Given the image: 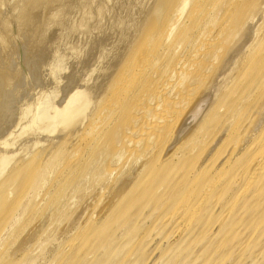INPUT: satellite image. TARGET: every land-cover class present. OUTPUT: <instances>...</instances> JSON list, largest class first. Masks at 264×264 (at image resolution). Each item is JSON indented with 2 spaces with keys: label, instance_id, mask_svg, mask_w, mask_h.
<instances>
[{
  "label": "rangeland",
  "instance_id": "1",
  "mask_svg": "<svg viewBox=\"0 0 264 264\" xmlns=\"http://www.w3.org/2000/svg\"><path fill=\"white\" fill-rule=\"evenodd\" d=\"M4 2H6V1H9V2H6V3H4L3 2V5H2V10H1V12H3V14H4V12H5V14H4V16H3V14L1 15V18L0 19H2V20H0L1 21V23H5L6 22V25L3 23V25L6 27L7 26V28H9V30L10 31H7V29L6 28H4V29H6V31L7 32H4L3 30H2V32H4L5 34L6 33H8L7 35H5L4 33H2V32H0V34H4L3 36H2V39H1V36H0V42L1 41H3V38H5L4 40H6V42L5 41H3V42H1L0 43V45H1V48H0V53L2 52L1 50L3 49V52H5V50H4V47H2V46H4L5 45V49H6V51L9 49V48H11L12 47V49H15V51L17 52L18 51V45H19V49L21 48V46H22V48H23V43L25 42V41H23V38L26 40L27 38H28V35H22V36H18L17 34V30H16V28L18 27V25L19 24H22L21 22L19 23V24H16V22L18 23V20L20 21V19L18 18L19 17V15L20 14H18V13H20V5L21 4H23L22 2H25V0L23 1V0H3ZM70 1V0H69ZM78 1H81L82 3L81 4H83V2H85L84 4H85V6L88 4V1L90 2L87 6H91L90 8L89 7H85L84 8V4H83V6L81 5V4H78L79 2ZM77 1V3H76V1L74 0V5L76 6V7H74L73 9H71L70 10V12L68 13L69 15L68 16H63L62 18L64 19V20H66V22H68L67 23V25H65V26H67V29H64L63 30V32L65 31V33L63 34V33H61V34H63L64 36H63V40L59 43L60 45H59V47H58V50H57V55H56V58L52 61V65H51V69H54L55 71L53 72V74L52 75H50L48 78H47V80L48 81H46V85L48 84L49 85V83L51 84V85H47L48 87H49V89H47V93L49 94V95H53L52 96V101H53V104L55 105V107L57 108H59V106H61V105H59V104H62L63 105V101H64V96H63V94H64V92H66L65 90H66V88H64L65 86H67L68 85V82H69V79H70V74H72V72L73 71H71L69 68H68V64H69V67L72 69V65H71V62L72 61H74V63L73 64H77L78 62H80V63H82V62H84L85 60H87L88 58L87 57H89L90 55V53H91V48H92V45H93V43L95 42V38L94 37H97V35H95L96 33H98V31L100 30H104V26L103 25H105V27L108 25V22L107 21H109V24H112V22H113V25L114 24H116L117 25V23H118V25L122 28V27H124L125 25L127 26V24H125L124 26L122 25V20H115L114 21V19L116 18V19H119V17L118 16H115V15H117V13L116 12H118V10L120 9H118V7L120 6L121 7V5H123L122 7L124 8V7H132V8H134V9H136V10H142L141 8H137L136 6L137 5H139V7H142V6H145L146 4H147V7H152L153 6V4H155V3H153L151 6H149L152 2H154L155 0H94V1H92V0H78ZM87 1V2H86ZM96 1V2H95ZM99 1V2H98ZM136 1V2H135ZM177 1L178 0H175V3H177ZM180 1V0H179ZM196 1V2H195ZM197 1H199V0H191L190 2L188 1L187 2V4H186V6L188 7H186L185 8V6H184V9H183V11H185V12H183V14L184 15H186V16H183V14H181L183 17H184V19H185V17H189L190 15H191V13H189V11L190 10H192V8H194V7H196V6H198V4L200 3L201 5H202V2H203V5H205L206 4V2H205V0H200V2H197ZM209 1V3L208 4H206L205 6L206 7H209L210 5L209 4H212L211 6L213 7H216V8H219L220 6L222 7H220V9H223V7H227L226 9L227 10H229V11H231L230 9H232V8H234V10H235V8L236 7H238V6H241V5H243V2L245 3V5H247L246 3L248 2H253V0H208ZM212 1V2H211ZM214 1V2H213ZM217 1L219 2L218 3V5H216L217 4ZM16 2H18V8H16L15 6H17V5H15V3ZM93 2V3H92ZM103 2V3H102ZM110 5V6H107L106 8L104 7V3H105V6L106 5H108L107 3ZM129 2H130V4H129ZM142 2H143V4H142ZM221 2V3H220ZM19 3H21V4H19ZM137 5H136V4ZM142 4V6H140L141 4ZM189 3V4H188ZM195 3H197V5L195 6ZM216 3V4H215ZM240 3V4H239ZM258 3H260L263 7H264V0H260ZM9 4V5H8ZM92 4V5H91ZM127 4H129L128 6H127ZM135 4V5H134ZM222 4V5H221ZM223 4H224V6H223ZM12 5H15V6H12ZM126 5V6H125ZM132 5V6H131ZM134 5V6H133ZM209 5V6H208ZM216 5V6H215ZM220 5V6H219ZM8 8H7V7ZM82 6V7H81ZM111 6H112V8H111ZM194 6V7H193ZM217 6H219V7H217ZM236 6V7H235ZM14 7H15V9H14ZM78 7V8H77ZM96 7H97V10H99L98 8H100V10L101 11H104V10H107L106 12H108V10H111L110 12H111V14H110V12H108V14H110V20L108 19V20H106V18H108V14L107 13H104V12H101L100 10V12H101V14L100 15H98V13H100V12H97V10H96ZM108 7H109V9H108ZM115 7V8H114ZM121 7V8H122ZM15 10V11H13V13H12V10ZM84 8V9H83ZM113 8H114V10H116L115 12L113 11ZM149 8V9H150ZM224 8V9H225ZM8 9V10H7ZM86 9H87V11H88V14H87V12H86ZM89 9V10H88ZM104 9V10H103ZM225 9V10H226ZM7 12H6V11ZM122 10V9H121ZM121 10H120V12H121ZM171 10V9H170ZM189 10V11H188ZM66 11V10H65ZM73 11V12H72ZM85 11V12H84ZM113 11V12H112ZM149 11H151V10H149ZM228 11V12H229ZM9 12V14H7ZM152 12V11H151ZM151 12H150V14H149V16L151 15ZM170 12V11H169ZM186 12H188V13H186ZM227 12V13H228ZM11 13V14H10ZM67 13L65 14V15H67ZM105 14V16L104 15H102V14ZM114 13V14H113ZM116 13V14H115ZM148 13V12H147ZM226 13V12H225ZM224 13V14H225ZM63 14V13H62ZM87 14V15H86ZM118 14H119V12H118ZM167 14V13H166ZM189 14V15H188ZM230 14V13H229ZM228 14V15H229ZM8 15L10 16V19L8 18ZM13 15H15V16H17L16 17V19H18V20H12V19H14V17H13ZM106 15H108V16H106ZM114 16V17H112V16ZM168 15L170 16V13H168ZM215 15V14H214ZM214 15H211V16H207L208 18L207 19H212L211 21L210 20H207L208 22H210V23H204V25H203V28H202V30L204 29V26H205V28H206V30L204 29L203 31H204V35H202L203 33H202V31H201V29H198V30H196L195 29V31H194V27H193V29H192V31L190 30V28L189 27H191V26H189V24H190V19H192V18H190L189 20L187 19V21L186 22H184L185 20H181V21H179V19L177 20V22H181V23H183V29L184 28H186V29H184L185 30V32H187L188 34H189V32L191 31V32H193L194 34H196V38H194V36L193 35H188V34H186L184 31H182V33H184V34H186V35H188V36H186V35H183L182 34V36L184 37H190V39H191V37H193L191 40H189L190 42H192L194 39H195V41H196V39L197 40H199V41H202V40H205V39H207L208 40V38H210V37H214V35H216L217 36V33L218 32H215L213 29L214 28H216L217 26H218V30H220L221 31V29H222V27H220V29H219V26H220V22H219V24L218 25H214V23L213 22H215V21H213V17H214ZM228 15H226L225 14V16H228ZM12 16V17H11ZM84 16V17H83ZM92 16V17H91ZM102 16V17H101ZM104 16V17H103ZM166 16V15H165ZM182 16H180L181 18H183ZM6 17V18H5ZM58 17H60V14H59V16ZM54 18V22H53V20H51V22L53 23H50L51 25H50V29H51V31H53L55 28H58V30H59V27H57L58 25H56V22L58 21H61L62 20V18H61V20L59 19V18ZM67 17V18H66ZM87 17V18H86ZM93 17H95V18H93ZM98 17V18H97ZM111 17H112V20H111ZM118 17V18H117ZM7 18L9 19V22H8V20H7ZM66 18V19H65ZM86 18V19H85ZM90 18H91V20H90ZM92 18H93V20H92ZM102 19V20H99V19ZM105 18V19H104ZM180 18V19H181ZM3 19H4V21H3ZM81 19H83V20H81ZM88 19V20H87ZM6 20V21H5ZM21 20H22V18H21ZM57 20V21H56ZM104 20V21H103ZM153 21H151L149 24H147L148 26L146 27V29H148L149 28V30H150V32H151V29H152V31H154V29L155 28H158V29H156V30H161V28L162 29H164V27H163V24H160V23H158V24H160L162 27H160V25H157V27H156V25H153V24H155L156 22L154 21V18L152 19ZM13 21V22H12ZM84 21V22H83ZM85 21H87V22H85ZM101 21V22H100ZM105 21L107 22L106 24H105ZM189 21V22H188ZM213 21V22H212ZM7 22H8V24H7ZM15 22V23H14ZM23 22V21H22ZM57 22V23H58ZM93 22V23H92ZM98 22V23H97ZM99 22H100V24L102 23L103 24V22H104V24L101 26L100 24H99ZM162 22L164 23V21L162 20ZM161 22V23H162ZM176 22V24H175V27H176V29H178V27H177V25H178V23ZM213 24H212V23ZM14 23V24H13ZM184 23H186V24H184ZM216 23H218V22H216ZM215 23V24H216ZM54 24H55V26H54ZM157 24V23H156ZM180 24V23H179ZM262 25L264 24V21L261 23ZM2 25V26H3ZM11 25V26H10ZM95 25V26H94ZM96 25H98V26H96ZM187 25V26H186ZM208 25V26H207ZM210 25H213V26H216V27H213V26H210ZM20 26V25H19ZM94 26V27H93ZM102 27V29H101V27ZM129 26H130V24H129ZM129 26H127L126 28H124V29H122L123 30V32H124V30H125V32H127V30H129L130 29V27ZM159 26V27H158ZM179 26V25H178ZM180 26H181V24H180ZM180 26H179V28H180ZM186 26V27H185ZM207 26V27H206ZM222 26V25H221ZM264 26V25H263ZM15 27V28H14ZM54 27V28H53ZM100 27V28H99ZM109 27V25L107 26V28ZM174 27V28H175ZM3 28V27H2ZM1 28V29H2ZM66 28V27H65ZM95 28H97L96 29V31L97 32H95L94 31V37H90V38H92V40L91 39H87V41L88 40H91L90 42L88 41H86V38H88V36L89 35H91L90 33H92V35H93V30L92 29H94L95 30ZM129 28V29H128ZM209 28V29H208ZM226 28V26L225 27H223V29H225ZM0 29V30H1ZM118 29V28H117ZM176 29H174V30H176ZM181 29V28H180ZM188 29V30H187ZM211 29H212V31H214V32H211ZM260 29V28H259ZM12 30H14V31H16V33L14 32V31H12ZM55 30H57V29H55ZM118 30H120V29H118ZM187 30V31H186ZM210 30V31H209ZM216 30V29H215ZM70 31V32H69ZM85 31V32H84ZM91 31V32H90ZM101 31V32H102ZM178 31H181V30H178ZM177 30H176V32H177V34L179 33V34H181L180 32H178ZM197 31L198 32H200V33H197ZM224 31V30H223ZM226 31V30H225ZM258 31H260V32H258V33H260L261 34V37H260V35H258V34H252L251 35V37H250V41L249 42H253L254 41V37L255 36H257V37H255L256 39V41H257V43H258V41H259V39H258V37L259 38H261L262 39V36H264V35H262V33L264 34V29H263V31H262V29H260V30H258ZM262 31V32H261ZM71 33V34H69V33ZM120 32H121V30H120ZM123 32H121V33H123ZM147 31H145L144 33H143V35L145 36V35H147L148 33H146ZM208 32H211L210 34H212V33H214L213 34V36H211L210 34V37H208V35H206V34H208ZM87 33H88V36H87ZM216 33V34H215ZM13 34V35H12ZM83 34V35H82ZM140 34V33H139ZM139 34L137 33V35L139 36ZM174 34V33H173ZM177 34H174L175 36H177V38H174L173 37V39H176V41L174 40V42H172V43H177V40H179V37H178V35ZM192 34V33H191ZM201 35V37H200V35ZM91 35V36H92ZM116 35V34H115ZM114 35V37L116 38L117 36H115ZM141 35V34H140ZM197 35L199 36V37H197ZM207 36V37H205L204 39H202V37L203 36ZM9 36H10V38H9ZM11 36H13V37H11ZM66 36V37H65ZM86 38H85V37ZM135 37V38H140V40H141V38L142 39H144L143 41L145 42V41H147L148 39H147V37H146V40H145V37ZM64 37H65V39H64ZM185 37L182 39L183 41L185 40ZM114 38V39H115ZM199 38H201L202 40H200ZM22 41H21V40ZM85 39V40H84ZM94 39V40H93ZM118 41H120V40H123V39H121V38H119V36H118ZM253 39V40H252ZM258 39V40H257ZM83 40H84V42H83ZM137 40V39H136ZM139 40V39H138ZM137 40V41H138ZM210 40H211V38H210ZM7 41L9 42V43H7ZM18 41L19 42H23V43H18ZM86 41V42H85ZM94 41V42H93ZM134 41V45L136 46L135 47V49L133 48L132 49V46L134 47V45L132 44V46H130L129 48H130V50L132 49V51L134 50L135 52H132L134 55H136L137 53H136V51L138 50H136V48H138V45H139V48H140V46L142 45L141 44V41H139V42H135V40H133ZM142 41V42H143ZM15 42V43H14ZM84 44H83V43ZM93 42V43H92ZM143 42V43H144ZM185 42H186V40H185ZM249 42H248V45L249 46H247V50H246V46L244 47V52H243V50H242V53H241V56H240V58H242L243 59V61H241V59L239 60L240 62H241V65L243 64V65H245L246 63V61H247V64H249L251 61L249 60V59H251L253 56L251 55V58L249 57L250 56V53H251V51L253 50V48H256L257 46L255 45L256 44V42H253L252 43V46H250L251 44H249ZM8 45H7V44ZM12 45H11V44ZM85 43H91L90 44V46H89V44L86 46L87 47V50H86V52H85V49H86V47H85ZM137 43V44H136ZM140 43V44H139ZM188 43V42H187ZM9 44L11 45L10 47H9ZM81 44H83V46H81ZM118 44H119V46H121L120 44H122L121 42H118ZM186 44V43H185ZM191 43H188V44H186L185 46H187V45H190ZM17 45V46H16ZM21 45V46H20ZM174 45V44H173ZM7 46L9 47V48H7ZM77 46V47H76ZM184 45H182V48L183 47H185ZM188 47V46H187ZM250 47V48H249ZM251 47H253V48H251ZM109 48V49H108ZM108 48H104V49H106V51L104 50L103 52H105L106 53V55L107 54H110V55H107V57L110 59V60H112V59H115L114 60V62L116 61V63H118V61H117V59H121V57H119V58H117L118 56H120V55H118V56H116V51L114 52L113 50V47L111 48V47H108ZM111 48V49H110ZM120 48V47H119ZM171 48H173V47H171ZM179 48H181V47H179ZM178 48V49H179ZM251 50H249V49ZM84 49V50H83ZM113 49V50H112ZM117 49H118V47H117ZM184 49V48H183ZM182 49V50H183ZM90 50V51H89ZM103 50V49H102ZM101 50V51H102ZM107 50H109V52L107 51ZM181 50V49H180ZM178 51L176 48H174V49H171L170 51H178L179 52V57H180V55H181V52H183L182 50L181 51ZM80 51H81V53L82 54H80ZM83 51V52H82ZM100 51V52H101ZM113 51V52H112ZM248 51H250V52H248ZM102 52V53H103ZM108 52V53H107ZM175 52H174V54H170V52H168V54L167 55H169L170 57L168 58V57H166L167 59H169L171 62H167V61H165V64L167 63V68H165V70L166 69H169V70H172L173 71V68H174V66H175V60H176V58L177 57H175L174 55H176L175 54ZM189 53L187 54V55H185L184 57L185 58H191L192 57V55H194V54H192L193 53V49H191L190 51H188ZM222 53V50L220 49V51H219V53H217V56H218V54H221ZM83 53H85V54H83ZM105 53H104V55H105ZM131 53V54H132ZM173 53V52H172ZM177 53V52H176ZM244 53H246L244 56L242 55V54H244ZM2 54V53H1ZM126 54V53H125ZM192 54V55H191ZM248 54H249V56H248ZM112 55V56H111ZM122 58H124V54L122 53ZM79 56H81V57H79ZM85 56V57H84ZM87 56V57H86ZM111 58H110V57ZM116 56V57H115ZM132 56V55H131ZM164 56H166V55H164ZM177 56V55H176ZM217 56H215V58H214V61L217 59L216 57ZM220 56H222V54L220 55ZM220 56H218L219 58H220ZM16 57V56H15ZM75 57V58H74ZM77 57V58H76ZM80 58V60H78L79 58ZM83 57H84V59H83ZM107 57H106V60L103 62V64L101 65L103 68L102 69H106L107 71H105V70H101L102 71V73L100 74V75H102V74H106V76L104 75V77H103V75L101 76V82H102V84L103 85H105V84H107L108 83V81L110 80V81H112L113 79L112 78H114V76H109V74H115V78L116 79H118L120 76H122V74H124L125 72H123V70L124 71H127L126 69L128 68L129 69V67H130V65H132L134 62H133V60H134V57H132V58H130L129 59V57H128V59L127 60H129L128 62H126L127 60H125L126 58H124L119 64H121L122 62H124V64L125 65H123V63L121 64V65H123V67H124V69L122 70V68H121V66L119 65V64H116L115 66L117 67L118 65L120 66V68H119V66H118V68H117V70H116V67L114 66V64H113V66L115 67V69H114V67H113V69L114 70H111L112 69V67H108V69L110 70V71H112V72H110L108 69H107V65L109 64V59H107ZM114 57V58H113ZM172 57H175V60H174V58H172ZM245 57V58H244ZM248 57H249V59H248ZM82 58V59H81ZM117 58V59H116ZM181 58V57H180ZM218 58V59H219ZM259 58V57H258ZM76 59H77V61L78 62H76ZM96 59V58H95ZM166 59V60H167ZM217 59V60H218ZM247 59V60H246ZM82 60V61H81ZM84 60V61H83ZM109 60V61H108ZM219 60H221V58L219 59ZM245 60V61H244ZM249 60V61H248ZM252 60V59H251ZM17 61H19L18 59H16V64H17V68H18V71H21L22 70V72L24 73V71H23V69H22V66H20V64H19V62H17ZM32 61V60H31ZM130 61H131V63H130ZM32 62H34V61H32ZM32 62H30L32 65H33V63ZM66 62V63H65ZM69 62V63H68ZM108 62V63H107ZM174 62V63H173ZM216 62L219 64V62L220 61H215V63L213 62V64H212V62L211 63H209L210 64V67H209V64H208V68L206 67V65H205V67L207 68H202V71L203 72H201L202 74L200 75V79H202L203 78V74H205V73H207V75L208 74H212V76H215V71H216V69H217V65L218 64H216ZM129 63V67H127L128 65L127 64ZM245 63V64H244ZM79 64V63H78ZM105 64H106V67H105ZM154 64H155V62H154ZM161 64V63H160ZM160 64H157L158 65V67H160ZM168 64H170V65H168ZM211 64L213 65V67H214V64H215V70H213L214 68L211 66ZM8 65V64H7ZM153 65V64H152ZM31 66V65H30ZM168 66H171V67H168ZM173 66V67H172ZM246 66V65H245ZM33 67V66H32ZM100 67V66H99ZM105 67V68H104ZM164 67V66H163ZM163 67L161 68V69H163ZM36 67H34V69H35ZM171 68V69H170ZM241 69H242V74H241V76H243L244 75V69H245V67L244 66H241L240 67ZM1 69V68H0ZM20 69V70H19ZM118 69H121L122 70V72H121V70H118ZM152 69L154 70V68H153V66H152ZM211 69H212V72H211ZM240 69V70H241ZM5 70V69H4ZM3 70V68L0 70V72H2V71H4ZM46 70V69H45ZM66 70V71H65ZM32 71H35V70H32ZM39 71V70H38ZM38 71H37V73H38ZM47 71V70H46ZM114 71H119V73L121 74H119L118 72L116 73H113ZM208 71H210L211 73H209ZM42 72V71H41ZM104 72V73H103ZM108 72H109V74H108ZM149 72V71H148ZM161 72V73H160ZM162 72H163V70L161 71H158V72H155L154 74H156V76H154L153 78L154 79H157V78H163L164 80L166 79V77H168L169 76V74H166L167 76H165V74H162ZM200 72V71H199ZM240 72V71H239ZM22 73V74H23ZM26 73V74H25ZM23 75H24V78L22 79V80H24L23 82H24V84L26 85V86H24L23 88H25L26 87V89L24 90V91H20V95H21V97L23 96V98H21V97H19L20 95H19V91L17 90V89H19V88H15L14 86L13 87H8V89L6 88V90H8L9 92H7V91H5V94H4V96L7 94V97H5V99H6V102H7V100L9 101L10 99H12L13 98V96L15 95V96H17V93H18V97L19 98H16L15 100L13 99V100H11V102L13 101V102H15V105L13 104H11L10 106V108H6L5 110H4V102H5V99L4 100H1L0 99V104H1V102L3 101V105L1 106L0 105V107H1V109H0V117H5V118H12L13 116H14V114L18 111V107L19 106H24L23 107V109H26V108H28L25 104H29V103H32L33 102V99H34V97H39L41 94H43V92L44 91H42V90H39V88H37V89H35V84L33 83V78H35V77H38V76H40V71H39V75L38 74H36V76H35V74L33 75L32 74V72H25ZM33 73H36V71L35 72H33ZM43 73H45L44 75H43ZM70 73V74H69ZM98 73V76H100L99 75V71L97 72ZM97 73H96V77H97ZM168 73V72H167ZM213 73H214V75H213ZM21 74V76H23ZM30 74V75H29ZM48 75L49 73H48V71L47 72H42V74H41V76L43 75V76H45V75ZM108 74V75H107ZM117 74H118V76H117ZM149 74H150V72H149ZM149 74H147V76H149V77H151V76H153L154 74L152 73L151 74V76L149 75ZM157 74H159L158 76H157ZM28 75H29V77H28ZM47 75L45 76V77H47ZM120 75V76H119ZM190 75H192V76H189V78L190 79H192L194 82L195 81H197V84H198V81L200 80V79H198L197 78V80H195V78L196 77H198V76H195V74H190ZM207 75H205V76H207ZM26 76V77H25ZM32 76H34L33 78H32ZM146 76V80H148L149 79V77H147ZM161 76V77H160ZM163 76V77H162ZM204 76V78H205V84L204 85H206V83L208 84V82H209V80L207 79L206 80V77ZM209 77H211V75H208ZM68 78V80H67V78ZM110 77V78H109ZM157 77V78H156ZM194 77V78H193ZM208 77V78H209ZM39 78V77H38ZM66 78V79H65ZM105 78V79H104ZM148 78V79H147ZM213 78V77H212ZM241 78V77H240ZM239 78V79H240ZM64 79H65V81H64ZM104 79V80H103ZM115 79V80H116ZM151 79V78H150ZM158 79V80H159ZM163 79H160L161 80V82L159 83L158 82V80H157V88L159 87V86H161L160 84H162V81H164ZM27 80H29V81H27ZM36 80H38V79H36ZM106 80H108V81H106ZM145 80V81H146ZM242 80H244V77L242 78V79H240L239 80V82H235V84L236 83H240ZM50 81V82H49ZM106 81V82H105ZM109 81V82H110ZM202 81H203V79H202ZM202 81L200 82L199 81V85H197V87H196V85L194 86L195 87V90H194V87L191 89V90H194V91H196V93L200 90L199 88H201L202 89V87H204L203 89L205 90V87L207 86H204L203 85V83H202ZM207 81V82H206ZM115 81L113 80V83H114ZM192 83V84H190V80H189V87H191L190 85H192L193 86V84H195V83ZM245 82V81H244ZM244 82H241L242 83V85L244 84ZM27 83H28V86H27ZM67 83V84H66ZM113 83H111V86H113ZM146 83V85H145V88H146V86H147V83L149 84V82L147 81V82H145ZM171 83H173V81L172 80H170L169 81V87H171L172 85H173V87L175 86L174 85V83L173 84H171ZM31 84V85H30ZM65 84V85H64ZM82 84V83H81ZM98 83H96V82H93L91 85H90V87L91 86H93V87H95V85H97ZM102 84H100L101 86H99V84L96 86L97 87V89H98V87H103V88H99L98 90H102L101 92L100 91H98L97 89H96V87L94 88L95 89V91L97 92V95L99 96H103V98H102V96L100 97H97V95H96V92H94L93 94H91L92 96H91V98H92V100H94V102H92L93 104L91 105V107H89L90 109H88V114H86V116H87V119H89L88 121H87V119L85 118L84 119V121H83V123L84 124H87V125H85V127H89V125H90V129L87 127V129L86 128H84L83 127V125H79L80 126V128L81 127H83V129L85 130H88V131H84V130H79L80 128L78 127V125L77 126H75L76 127V129H72V130H69V131H64V127L61 125V124H59V125H57L56 127H54V128H51V129H45L44 128V126L43 125H37L36 127H34L33 128V125H32V122H31V125H30V121L29 120H31V115L30 116H27V117H25L24 115L22 116V111H20L21 112V114H20V112H19V114H18V119H16V124L13 126V128L11 129V127H10V129H9V132H10V134L8 133L7 134V138L5 137V139H7L8 140V147H3V146H0V148H1V152H4V153H7L8 155H9V157H8V160H7V162H6V164H4V165H0V167H3L2 168V173H0V233H1V230L3 229V227L5 226V224L7 223V231H5L6 230V227L3 229L4 230V235H2L1 236V234H0V264H179V263H181V264H264V195H262L263 196V198L261 197V196H256V197H259V198H256V199H253V197L252 196H250L251 194H250V192L251 191H249L248 193H246V195H240V193L241 192H243V191H241L243 188L242 187H244V186H239V185H241V184H237V185H235L234 186V184H236V183H234V181H232V179H234L235 178V174L233 173V174H230V173H232V171H230V168H232V167H234V165L235 166H240V165H243V166H248V164L250 163V157L249 156H244L243 155V153H244V151H242L241 150V152H240V150L238 149V148H235V147H237V146H239V142L244 138V136H243V138H241V139H239V137L237 138V140L239 139V141L237 142V141H235V142H230V140L231 139H233V138H231L230 140H228V138H230V134L232 133V131L234 130L235 131V133H236V131L237 130H239L238 132H242V130H244L245 128H248L249 130H250V128L248 127L249 125L250 126H252L251 124H248V126L246 125L244 128H243V124H247L246 122H248L249 120H251L252 118H251V116H253L255 119H256V121H259L260 120V118H256V117H258L257 115L255 116V115H253L254 114V112L255 113H257L256 112V109L258 108V107H256V109H255V105L257 104L258 106H259V108H260V105H262L263 107H264V105L263 104H260L259 102H262V103H264V101H259L261 98H263V99H261V100H264V96H263V94H264V90H261L260 92H258L260 95H258V93H256L255 95L253 94L252 96L254 97V98H252V100L250 99V103L252 104L253 102H254V104H252V105H250V104H247V102H245L244 100V102L251 108V106H252V108H254L255 109V111H254V109H249L244 103H243V105L241 104H239L240 106H241V109L243 110V107L244 106H246L247 107V110H245V108L246 107H244V111H243V114L244 115H246V113H247V111L248 110H252L251 112H252V114H250L249 112V115H250V119L248 118L249 116L247 115V118L246 117H244V115H243V117L244 118H246V119H244L242 122H245V123H240V124H242V125H240L239 124V119L238 120H236L237 118H239V117H237L235 114L237 113V114H240V116H242V110H241V112L239 113V111H238V109L240 108V107H238V108H235V107H237L238 105H237V103L236 102H234L233 104L234 105H236V106H232V105H230V109H231V107L233 108V110H234V112H233V110L231 111L232 113H235L233 116H235V117H231V118H236L235 120L234 119H232L231 120V122L232 121H235L236 123H234V122H232V123H229L230 122V120H229V122L227 121V118H225V117H223L224 115H222V117L224 118H222L223 120H221L220 119V115H218V117H219V119L217 118V125H215L216 124V122L214 121H211V126L212 127H214L213 125H215V128H213V129H215L214 131L212 130V127H209L210 126V124L208 125L207 123L210 121H208V119L210 118V116H209V114L211 113V114H213L214 112H210V111H212L211 109H210V107H212L213 105V111H216V109L217 108H215V105H216V103L217 102H220V100H221V96L223 97L224 96V94L227 92L228 93V90H230V92H232V90H233V88H235L234 90L236 91V88H238V85L235 87H232L231 88V86H230V88L229 89H227V88H225V93H223V95H219V96H217L216 94H214V95H216L217 96V98H219L220 97V99L219 100H215L216 99V96L214 97L213 96V93L211 94V91H208V90H210V89H206L207 90V92H206V90L204 91V90H200L199 92H201V91H203V92H201V93H203L202 95L204 96V100L202 99V97H200L199 96V92H198V95L196 94V93H189V95H187V96H189V98L188 99H190L191 97L192 98H194V94H195V100L193 99V100H187L188 102L189 101H195V103H192V102H189V106H191V104L193 105V106H191V109H189V106H188V102H186L185 103V106L188 108V110L187 111H185V113H184V115L185 114H188L187 116H183V115H180V113H179V116L180 117H183V118H180L179 117V123H180V126H179V124H178V127H177V124H175V126H174V129L175 128H177V129H175L174 130V132H176V134H178V136H179V139L178 140H180V141H178L177 142V140H175L174 141V138H177L178 136L176 135L172 140L174 141V142H177V143H182V145L184 144L183 142H182V137H184L185 136V139L187 140V141H191L192 139H193V141H194V138H195V136H196V134H195V136H190L191 134L193 135V133H190V131H192V130H190V128H193V130L195 129V128H197L198 130H197V132L199 131L200 132V128H202L203 126H204V121H201V122H203V123H200L199 122V125H194L195 123L196 124H198V121L197 120H203L202 118H206V121H208L207 123H206V125L204 126V129H206L207 130V128L209 129V130H212V131H210V133L209 132H206L207 134H209V135H207L204 131H203V128H202V130L201 131H203V132H200V134L202 133V136L203 137H205L206 136V138H203V137H198L199 136V134L197 133V137L195 138V142H196V140H199V141H201V139L203 138V140H204V142H205V144H203L202 142V144H203V146L201 145V143L199 144L200 146H202V147H200L199 148V145H197V146H195L194 148H196V149H192V150H195V151H192V152H190V153H188V154H186L184 157H185V159H192L193 158V160H191V161H193V163L191 162L190 163V160L189 161H187V160H185L184 159V157H183V159H184V161H182V163H186V162H188V165H190V166H188V168L189 167H193V166H195L194 168H196L197 167V164L196 165H194L195 163H197V161H199V160H201V158H202V160L201 161H199V162H201V163H198V168L194 171V168L192 169V168H190L189 170H190V172H191V174H187V173H189V170L187 169V168H185V172H184V174H183V176H182V172H179L181 175L180 176H182L183 178L184 177H186L187 175H188V177L186 178V179H190V181L191 180H199V183L201 184V186L202 187H200V185H197L198 184V182H195V184H194V182H190V181H188V182H190V187H188V190L186 189V192L187 193H191L192 191H193V193H191V194H187L186 192H179V193H177V195L174 197V199H172V198H170V197H168L169 196V194L170 193H172V190L170 189V187H169V185H167V184H163V185H161V187L160 188H164V190H163V188L161 189V190H159L160 188H158V189H156L154 192H153V194H152V192L149 194H146L144 197H141V198H136V200H135V202H134V204L132 205H128L127 207H124V205H123V203H125L124 201L125 200H121V198H119L120 196H123L124 194H125V192L124 191H127L126 189L123 191V192H121V194L119 193V191H122V190H120L121 188L123 189V188H127L128 187V185H129V187L127 188L129 191H128V194L126 195L127 196V198L129 199L130 197H131V192L133 193V195H134V193H135V195H137L138 193H139V191H141V187L138 189V188H135L138 184L137 183H135V182H138V180H139V182H140V180L142 179V177L144 176V175H146V174H141V173H148V170H149V166H147L146 165V161L148 160V159H150V160H154L155 161V158L153 159V157L154 156H157V158H158V155H159V157L161 156V153H162V157H163V155L166 153V152H168V151H170L169 153L171 154L172 152H173V154H171V155H173L174 157H172L170 154V156H168V157H170V159L169 160H171L170 161V164H169V161H167L166 163L168 164H166V166H172L174 163H177V164H179V163H181V161H179V159L180 160H183L182 159V155L183 154H181L182 152L184 153V150H185V148H183L182 149V151L180 152V150H178V148L180 147V148H182L183 146H180L181 144H179V146H177L176 145V143H175V145L178 147V148H176L173 144H174V142L172 143V140H170L169 142H171V143H169L168 142V134L166 133V135L165 136H167V137H165V139H164V141L166 140V143L165 144H167L169 147H172L173 146V148H172V150L173 151H171V148H168V147H166L167 145H165V144H163V136L164 135H162L161 136V138H159L158 139V141H160V145H161V143H162V148L161 149H156L157 151H154L155 149H154V147H150L149 149H150V151L148 150V151H146L147 149L145 148H143V145H139V146H141L140 147V151H141V148H143L142 150L143 151H145V155H144V152L141 154L140 153V151H138L139 150V147L137 146L138 145V138H135V140L133 139L134 137L133 136H135L134 135V133H136L137 134V132H135L136 131V129H137V127L139 126V128L141 129V126H140V124H136L135 123V126H134V124L132 125V127L130 128V129H133V126H134V129H135V131L134 130H129V128H128V131H127V129H126V132L128 133V134H132L133 136V138L130 136V138H132V141H131V139L130 138H126V137H129V136H126V132L124 131L123 132V130H121V131H116L117 129L119 130V128H121L120 126H122V125H120V126H118V128L116 127L117 125H118V123H119V120H120V122L121 121H123L120 117V115H121V113H119V114H116L115 113V115H118L119 116V118H117L118 116H115V118L117 119V122H116V125H115V127L117 128H114L115 129V131H114V129H113V131H112V135L114 134V132H116L115 134L116 135H118L117 137H119L120 136V134H121V137H120V141H119V139H117V137L115 138L116 139V142H118V144L115 142V139H114V141H111V140H109L110 138H112V137H109L111 134V131H109L110 133H108L107 134V136H106V140H108L109 141V144H108V142H107V145L108 146H110V147H108V146H106V144H105V138H104V141H103V144H100V147H98V148H101V146H102V148L104 147V146H106V147H108V148H105V149H108V150H104V149H98V148H94V147H96V146H93V144L91 145L90 143H91V138H92V136H90V135H92V126H95V123H94V121H96V119H97V117H98V110H100V109H98V106H103V103H101L102 105H100V103L99 102H104V104L106 105V104H108V102L110 101V92H108L109 90H110V88H112V87H110L109 86V88L107 87L109 84H107V86L105 85V86H103ZM176 84V83H175ZM200 84H202V86L200 85ZM245 84H246V82H245ZM245 84L243 85L244 87H245ZM159 85V86H158ZM177 85V84H176ZM188 86V84H184V87H186V86ZM234 84H232V86H233ZM241 84H239V90H242V86ZM249 85V84H248ZM247 85V86H248ZM11 86V85H10ZM51 86V87H50ZM155 86V85H154ZM198 86H199V88H198ZM201 86V87H200ZM240 86H242L241 88H240ZM92 87V88H93ZM104 87H106L107 89H108V91L107 90H104L105 88ZM149 87L150 86H148V88H144V89H142V91H140L139 92V94L141 93V94H143L144 93V91H147V93H149L148 92V90L147 89H149ZM178 87H181V91H180V88H179V90H177L178 88H176L175 89V91H179L178 92V94H176L177 92H171V95H172V93H173V95L172 96H169V98L168 99H174L173 101L174 102H177V99L176 98H179L178 96H179V94L181 93H186L187 91H189V89L188 90H186L185 88L183 89L182 87V85L180 86H178ZM188 87V88H189ZM209 87V86H208ZM208 87H206V88H208ZM243 87V88H244ZM10 88H12L13 89V91L12 90H10ZM14 88L18 91L16 94H14ZM23 88L21 89V90H23ZM64 88V89H63ZM154 87H152V88H150V90H152ZM156 88V89H157ZM162 88V87H161ZM198 88V89H197ZM52 89V90H51ZM79 89H82V88H79ZM198 91H197V90ZM227 89V90H226ZM15 90V91H16ZM64 90V91H63ZM184 90H186V92L184 91ZM233 90V91H234ZM245 90H246V88H245ZM11 91V92H10ZM38 91V92H37ZM40 91V92H39ZM42 91V92H41ZM52 91H53V93H52ZM55 91V92H54ZM103 91H105V92H107V93H103V94H98V93H102ZM193 91V92H194ZM222 91H223V89H222ZM222 91L221 92H219V94H222ZM238 91V90H237ZM237 91L236 92H233V93H235V94H238L237 93ZM262 91H263V93H262ZM7 92V93H6ZM37 92V93H36ZM207 93L208 94V97H207V95L205 94V93ZM228 93V94H231V95H233V93ZM239 92V91H238ZM9 93H10V95H9ZM22 93V94H21ZM24 93V94H23ZM40 95H39V94ZM63 93V94H62ZM174 93L176 94V96L174 95ZM200 93V94H201ZM226 93V94H227ZM14 94V95H13ZM37 94L39 95V96H37ZM107 94V95H106ZM192 94H193V96H192ZM205 94V95H204ZM212 95V98H211V95ZM226 94H225V96H226ZM197 95V96H196ZM262 95V97H260V99L259 100H257L259 97L258 96H261ZM9 96V97H8ZM14 96V97H15ZM34 96V97H33ZM62 96V97H61ZM104 96H105V98H104ZM107 96V97H106ZM140 96V95H139ZM143 96H146V92L144 93V95ZM201 98V100L203 101L201 104L203 105V110H202V112H201V116L197 119V120H195L194 122H191V112H188L189 110L191 111L192 110V107L194 108L195 106H194V104H196L197 102H199V101H201V100H199V101H197L196 102V100L197 99H200L199 97ZM234 96H237V95H234ZM251 96V95H250ZM249 96V97H250ZM251 96V97H252ZM172 97H174V98H172ZM198 97V98H197ZM227 97H230V96H228L227 95ZM238 97V96H237ZM237 97H234V100H235V98L237 99ZM246 97V96H245ZM62 98H63V101H62ZM96 98H98V99H96ZM101 100H100V99ZM191 98V99H192ZM209 99V102H211L212 103V101H213V99L215 100V101H217V102H215V101H213V103H215V104H211L210 105V107H209V105H208V99ZM244 98V97H243ZM257 98V99H256ZM19 99H22L21 101H22V103H21V101H19L20 102V104H19V106H17L16 105V103L18 102V100ZM58 99V100H57ZM169 100V101H171V103H173V101L172 100ZM223 99H224V97H223ZM226 99H228V98H226L225 97V100ZM246 99V98H245ZM248 99V98H247ZM256 101V102H258V103H256L254 100ZM24 100V101H23ZM55 100V101H54ZM100 100V101H99ZM176 100V101H175ZM211 100V101H210ZM224 100V101H225ZM58 101H62V102H58ZM168 101V102H169ZM186 101V100H185ZM229 101V100H228ZM227 101V102H228ZM248 101H249V99H248ZM98 102V103H97ZM183 102V101H182ZM227 102H220L221 104L220 105H223V106H220L219 105V103L217 104L219 107H225V108H229V104L231 103L232 104V101L230 102V103H227ZM10 103V102H9ZM207 103V104H206ZM236 103V104H235ZM256 103V104H255ZM57 104V105H56ZM95 104H96V106H95ZM32 105V104H31ZM207 105V106H206ZM225 105V106H224ZM228 105V106H227ZM9 106V105H8ZM93 106V107H92ZM95 106V107H94ZM227 106V107H226ZM243 106V107H242ZM254 106V107H253ZM3 107V108H2ZM5 107H6V105H5ZM62 107V106H61ZM101 107H99V108H101ZM209 107V108H208ZM217 107V106H216ZM218 107V108H219ZM263 107H261V108H263ZM207 108L210 110H208L207 111ZM214 108H215V110H214ZM260 108V109H261ZM9 109H11L10 111H9ZM98 109V110H97ZM115 109H117V107L115 108ZM150 110H151V107L149 108ZM220 109V108H219ZM222 109H224V108H222ZM222 109H220V110H222ZM236 109H237V111H236ZM149 110V111H150ZM219 110V111H220ZM226 109H224V111H225ZM180 111V110H179ZM179 111H176V112H179ZM205 111H207L206 113H209L208 114V116H207V114L205 113ZM223 111V110H222ZM222 111H220V112H222ZM222 112V113H226V112ZM227 111V110H226ZM254 111V112H253ZM262 110H260L259 112L260 113H262L261 112ZM217 112H218V110H217ZM216 112V113H217ZM244 112H246V113H244ZM118 113V112H117ZM190 113V114H189ZM263 113H264V110H263ZM262 113V114H263ZM96 114H97V117H96ZM202 114H203V116H202ZM206 114V115H205ZM210 114V115H211ZM258 114V113H257ZM114 115V114H113ZM112 115V116H113ZM123 115V114H122ZM215 115V114H214ZM214 115H213V117H214ZM217 115L215 116V117H217ZM259 115V117H261V118H263L262 116H264V115H262V116H260L261 114H258ZM94 116V117H93ZM123 116H125V114L123 115ZM206 116V117H205ZM15 117V118H16ZM89 117V118H88ZM114 117V116H113ZM202 117V118H201ZM211 117H212V115H211ZM210 118L211 120L212 119H214V118ZM111 118V117H110ZM115 118H113V119H115ZM124 118V117H123ZM125 118H126V116H125ZM124 118V119H125ZM186 118V119H185ZM185 123H183L181 120ZM184 119V120H183ZM225 119H226V121H227V124L229 123V125H230V127L229 128H227V129H229V130H227L228 132H230L229 134H227V133H225V132H223V133H225V134H223L222 135V137L224 136V138H222V137H217L216 139H218V138H220V139H218L219 141H221L222 143L224 142V140L226 141L224 144H223V146H225L226 148H224L222 145H220V142H215V135L218 133V132H215V131H217L219 128H220V130L221 129H225L226 128V121H225ZM242 118L240 117V120H241ZM249 119V120H248ZM15 120V119H14ZM18 120V121H17ZM92 120H94V121H92ZM112 120V119H111ZM220 120L222 121V122H220ZM246 120V121H245ZM253 120V119H252ZM183 123H181V122ZM197 121V122H196ZM224 121V122H223ZM239 121V122H238ZM264 121V120H263ZM187 122H188V124H187ZM212 122H213V124H212ZM250 123H251V121H249ZM254 123H255V121H253ZM252 122V123H253ZM28 123V124H27ZM89 123V124H88ZM234 123V124H233ZM79 124H81V123H79ZM92 124V125H91ZM182 124V125H181ZM201 124H203L202 126H200ZM231 124H233L234 126H235V124H239V125H236L237 127L238 126H240L239 128H241V130L238 128L237 130H235L237 127L235 126H233V125H231ZM27 125H29V126H27ZM186 127H184V126ZM186 125H188V126H186ZM189 125H191V126H189ZM208 125V127L207 128H205L206 126ZM222 125H223V127H222ZM224 125H225V127H224ZM229 125H227V126H229ZM254 125V124H253ZM263 125V126H262ZM262 125L260 126V128L258 129V131L257 132H255V134H257L258 132H261L262 130H264V124H263V122H262ZM26 126H27V128H26ZM200 126V127H199ZM218 126H220V127H218ZM231 126H233L235 129H233ZM182 127H184V129L182 128ZM195 127V128H194ZM199 127V128H198ZM216 127H218V129L216 128ZM24 128H26L25 130H24ZM33 128V129H32ZM60 128V129H59ZM137 129V131H139L140 129ZM179 128H181V132H180V129ZM230 128H232V130L230 129ZM263 128V129H262ZM121 129H123V128H121ZM183 129V130H182ZM223 129V130H224ZM248 129H245L246 130V132H242L244 135H246V133H247V130ZM185 130V131H184ZM189 130V131H188ZM261 130V131H260ZM59 131V132H58ZM130 131V132H129ZM179 131V132H178ZM184 131V132H183ZM186 131H187V134H190V135H186ZM208 131V130H207ZM222 131V130H221ZM15 132V133H14ZM72 132H74V133H72ZM89 132V133H88ZM120 133V134H118V133ZM122 132V133H121ZM132 132V133H131ZM134 132V133H133ZM189 132V133H188ZM91 133V134H90ZM124 133H125V136H124ZM139 133V132H138ZM179 133H181L180 135H179ZM204 133V134H203ZM214 133H216L215 135H213ZM241 133V134H242ZM110 134V135H109ZM127 134V135H128ZM171 134V133H170ZM206 134V135H205ZM212 134V135H211ZM122 135H123V137H122ZM184 135V136H183ZM227 137H226V136ZM239 135V134H238ZM187 136V137H186ZM209 136V137H208ZM220 136V135H219ZM241 136V135H240ZM94 137V136H93ZM96 137V136H95ZM105 137V136H104ZM114 137V136H113ZM126 139H125V138ZM189 137L190 138H192L191 140L189 139ZM210 137H212V138H210ZM214 137V138H213ZM197 138H200V139H197ZM227 138V139H226ZM91 139V140H90ZM122 139V140H121ZM123 139H125V140H123ZM136 139H137V141H136ZM185 139H183V141L185 140ZM207 141H206V140ZM209 139H212V140H209ZM222 139V140H221ZM224 139V140H223ZM235 139V138H234ZM112 140H113V138H112ZM118 140V141H117ZM126 140H129L128 141V143L130 142V144H128V145H126L127 144V142H126ZM184 141V142H186L187 143V141ZM10 141V142H9ZM123 142V145H124V142H125V146H121L119 149H120V152H118V154H119V156H120V158L119 159H117L118 158V156L117 155H113V157L115 158L116 156H117V158H116V160H115V162L114 163H117L116 165H114V163L112 164V168H114V166H116L115 167V169H114V171H113V169L112 168H110V167H108V166H110L111 164H109V162L110 163H112L113 161H110V157H109V159H108V156H109V154H117V151H115V149L117 148V147H119L120 145H122V142ZM192 141V142H193ZM209 141H210V143H209ZM212 141H213V143H215V144H219V146H218V148H220V147H223V149L220 151H218L219 153H216V154H218V155H214V151L213 150H216V148H217V146H214L215 144H213L212 143ZM217 141V140H216ZM228 141V142H227ZM234 141V140H233ZM90 142V143H89ZM110 142L111 143H113V144H115L116 146H114V145H112V144H110ZM115 142V143H114ZM237 142V143H236ZM89 143V144H88ZM121 143V144H120ZM133 143H135V144H133ZM236 143V144H235ZM241 143V142H240ZM87 144H88V146H87ZM95 144V143H94ZM120 144V145H119ZM172 144V146H170V145ZM209 145L210 144V146H209V148H207L208 146L207 145ZM213 144V145H212ZM230 144V146H232V147H230V146H228ZM235 144V145H234ZM238 144V145H237ZM11 145V146H10ZM129 145H131V146H129ZM134 145H136V147H134ZM163 145H165L164 147H163ZM211 145H212V147H211ZM234 145V146H233ZM237 145V146H236ZM245 145V144H244ZM244 145H242L243 147L242 148H240V149H244ZM81 146V148H79ZM87 146V147H86ZM98 146V145H97ZM111 146H113V147H111ZM207 146V147H206ZM85 147L86 148H88V150L86 149V150H84L85 149ZM130 147V148H129ZM133 147V148H132ZM213 147H216L215 149H212ZM10 148H11V150H12V152H11V150H10ZM79 148V149H78ZM84 148V149H83ZM94 148V149H93ZM112 148V149H111ZM124 148L127 150V152H131V153H133V149H135L134 150V152L136 151V153H134V154H139V156L137 155L136 156V158H137V160L142 164V163H144L145 165H146V167L147 168H144V166L145 165H141L139 162H137V160H135V159H131L130 160V157L128 156L130 153H126V151L124 150ZM131 148H132V150H131ZM152 148H153V150H152ZM163 148L165 149L164 151H163ZM198 148V149H197ZM205 148H207V150L205 149ZM217 148V149H218ZM232 148H235V149H237V150H239V152L237 151L236 152V150H234L233 149V151L231 150ZM15 149V150H14ZM83 149V150H82ZM97 149V150H96ZM109 149H111L112 151H113V153H112V151L109 153V154H107L108 152H109ZM119 149H118V151H119ZM123 149V151L122 152H124L123 153V157L121 158V155L120 154H122L121 153V150ZM137 149V150H136ZM168 149H170V150H168ZM202 149V150H201ZM206 151H205V150ZM230 149V152H231V156H232V154H233V158L235 159H233V158H230V163H231V167H227L226 169H224V167H222V165L220 164L221 163V161L223 160L222 158L223 157H225L227 154H228V150ZM10 150V151H9ZM95 150V151H94ZM98 150L99 151H101V153H99V155H98V157H97V154H98ZM104 150V151H103ZM117 150V149H116ZM160 150V151H159ZM167 150V151H166ZM197 150V151H196ZM204 150V151H203ZM209 150H210V152H209ZM227 150V151H226ZM7 151V152H6ZM60 151V152H59ZM84 151H85V154H83L84 153ZM86 151H87V153H86ZM153 151V152H152ZM158 151H159V153L160 154H158ZM162 151V152H161ZM166 151V152H165ZM174 151H176V152H179L178 154L176 153V152H174ZM213 153H212V152ZM223 151H225V152H223ZM9 152V153H8ZM12 154H11V153ZM90 154H89V153ZM105 152V153H104ZM137 152H139V153H137ZM146 152H148V153H146ZM152 153L151 155H149L150 153ZM204 152V153H203ZM207 153V155H206V153ZM209 152V153H208ZM221 152H223L224 154H226V155H223V153H221ZM227 152V153H226ZM230 152H229V154H230ZM238 153V154H236V153ZM97 153V154H96ZM104 154V155H101V157H100V154ZM158 155H157V154ZM164 153V154H163ZM55 154V155H54ZM86 154L88 155H90V158H89V155L88 156H86ZM93 154V155H92ZM94 154H96V157H95V155ZM127 154V155H126ZM140 154L142 155V158H141V156H140ZM175 154V155H174ZM177 154V155H176ZM209 154V155H208ZM221 154H222V156H221ZM234 154H235V156H234ZM167 155H168V153H167ZM213 155V156H212ZM241 155V156H240ZM82 156H85L86 158H89L88 160H90V163L86 166V165H83V163H81L80 162V160H81V158L80 157H82ZM125 156H127V157H125ZM144 156H147V157H144ZM165 156V155H164ZM187 156H189L188 158H187ZM196 156V157H195ZM203 156L205 157V158H203ZM208 156H210L211 157V159H212V157H216L217 159L219 158L220 159V157H221V161L218 159H216L215 157H214V159H213V161H215L216 160V162H218V163H216V162H213L212 160H211V163H210V161H209V163L211 164V167H209V168H211V169H209V168H206L205 167V165L208 163L207 161H205V159H207L208 158ZM219 156V157H218ZM231 156H229V157H231ZM93 157V158H92ZM95 157V158H94ZM100 157V159L101 160H99V159H97V158H99ZM104 157H105V159H104ZM111 157H112V155H111ZM111 158V160H113L114 158ZM143 157H144V159H143ZM176 157V158H175ZM178 157V158H177ZM180 157V158H179ZM238 157V158H237ZM79 158V159H78ZM125 158H127L126 160H125ZM138 158H140V159H138ZM93 159V160H92ZM95 159V160H94ZM106 159H107V161H109V162H107L106 161ZM129 159V160H128ZM142 159V160H141ZM78 160V161H77ZM98 160V161H97ZM118 160H121V163H119V161ZM132 160H135V161H132ZM246 162H245V161ZM129 161L130 162H132V166L136 169V167L138 166V164L141 166V167H139V169L140 170H138V168H137V170H135V169H132V166H131V168H130V166L129 165H131V163H129ZM78 162H80L77 166H71V165H76V163H78ZM94 162V163H93ZM96 162V163H95ZM98 162H102L101 164L103 165V162L104 163H106L105 164V166L103 165H100ZM123 162H124V164H123ZM127 162H128V164H127ZM133 162H135V165H137V166H134V163ZM138 164H137V163ZM236 162H238V163H236ZM73 163V164H72ZM75 163V164H74ZM88 163V162H87ZM93 163V164H92ZM97 163L99 164V165H97ZM119 163V164H118ZM248 163V164H247ZM83 166H82V165ZM93 166H92V165ZM127 165V166H125L124 167V165ZM177 164H174V166H176ZM213 164H218V166L217 165H214V167L212 168V166H213ZM245 164H247V165H245ZM63 165V166H62ZM94 165H97V166H95V168L92 170L91 168L89 169V167H91L92 166V168L94 167ZM118 165V166H117ZM179 165H183V167L186 165H184V164H179ZM179 165H177L178 166V169L176 168V167H174V170H172L171 171V174L173 175L174 173H172V172H174L175 171V173H178V172H176L177 170H182V169H184V168H182V166L180 167ZM193 165V166H192ZM203 165V166H202ZM208 165V164H207ZM69 166V167H68ZM71 166V167H70ZM79 166V167H78ZM86 166V167H85ZM102 166V172L103 173H100V168L99 167H101ZM123 166V167H122ZM158 166H160V165H158ZM156 167L157 169L159 168L160 170H162V172H163V170L164 169H167L166 171H165V173L163 172V174H165V175H168L167 173L169 172L168 170H170L169 168H171V167H162V166H160V167ZM216 166V167H215ZM81 167L82 168H84V169H81ZM120 167H122V168H124V169H126V170H128V167L130 168V169H132V171H134L133 173H138V174H136L135 173V175L134 174H132V171L131 172H129V170L127 171V172H125V176H124V171H122V170H118V169H121ZM143 167V168H142ZM163 169H162V168ZM186 167V166H185ZM205 167V168H204ZM68 168V169H67ZM74 168H76V170L74 169ZM80 168V169H79ZM87 168V170H85ZM99 168V169H98ZM108 168H110V169H108ZM118 168V169H117ZM173 168V167H172ZM171 168V169H172ZM182 168V169H181ZM46 169V170H45ZM73 169V170H72ZM88 169L90 170V171H88ZM112 169V170H111ZM144 169H145V172H143L144 171ZM188 171H187V170ZM206 169H208L207 170V173H208V175H210L211 174V176H206ZM223 169V170H222ZM79 170V171H78ZM82 170V171H81ZM84 170V171H83ZM92 170V171H91ZM95 170H98V171H95ZM109 170H111V172L109 171ZM118 170V171H117ZM193 170V171H192ZM202 171V172H199V171ZM220 170H222V173L224 174H222L221 173V171ZM225 170V171H224ZM43 171V172H42ZM46 171V172H45ZM71 171H73V172H71ZM76 171V172H75ZM85 171H87L88 172V174H87V172H85ZM183 171V170H182ZM198 171V172H197ZM219 171V172H218ZM224 171V172H223ZM228 171V172H227ZM35 172V173H34ZM45 172V173H44ZM84 172V174H82L81 175V173H83ZM116 172V173H115ZM121 172H123V173H121ZM129 172V174L130 175H128V174H126V173H128ZM194 172V173H193ZM214 172H215V175H214ZM227 174H226V173ZM234 172V171H233ZM44 173V174H43ZM70 173V174H69ZM85 173H86V175H85ZM89 173H90V175H89ZM92 173V174H91ZM100 173V174H102V176L103 175H105V174H108V173H110L109 175H105V176H103V178H104V180L106 179V178H108V177H106V176H110L108 179H106L105 180V182H103L102 181V179L100 178L101 177V175L99 176V177H97L96 178V176H98V174ZM119 173H121V174H123V175H121V174H119ZM196 173V174H195ZM206 173V174H205ZM212 173H213V175L215 176L214 178H211V177H213L212 176ZM216 173H220V174H217L216 175ZM73 174V175H72ZM193 174V175H192ZM198 174V175H197ZM200 174V175H199ZM231 176H230V175ZM40 175V176H39ZM42 175H44V176H42ZM69 175V176H68ZM90 177H92L91 179L89 178V176ZM115 175H116V177H115ZM117 175H119L120 177H122V178H124V179H126L125 177L126 176H129L128 178H130L131 177V175H132V177L134 176V179H136L137 177V181H135L134 179L132 180V178L130 179L132 182H130L129 181V179H126V181L124 180H122L120 177V179L122 180H120L119 178H118V176ZM141 175V176H140ZM192 175V176H191ZM194 175H196V177L194 176ZM221 175H222V177H221ZM225 175H227V176H229V180L231 181H229V180H227L228 179V177L226 178L225 177ZM232 175H234V176H232ZM86 176V177H85ZM124 176V177H123ZM135 176H137V177H135ZM200 177V176H202L201 178H198V177ZM205 176H206V178L209 180L210 178L214 181V183L216 182V180L215 179H217L218 177L219 178H224V179H222L221 180V182L218 184V189L216 188L215 189V191L214 192H216V193H214V196L211 198V199H208V201L206 200V203L204 204H202V206H200V213H198V215L197 216H195V217H192V221L190 220V218L189 219H187V217L188 216H186V218L184 217V218H178V215H176V212H175V210L176 209H180V208H182L183 206H185L186 204H184L183 202L185 201V200H188L187 198H189V197H191L192 198V200H195V202H197V201H199L200 200V194L199 193H201L202 195H203V193L205 192V190L203 189V187L204 188H206V190H208L209 189V187L210 186H212L211 185V183L213 182L211 179V181L209 180V182H208V180L207 181H205L206 180V178H205ZM217 176V177H216ZM40 177H42V179H39ZM70 177V178H69ZM74 177H76V178H74ZM114 177V178H113ZM140 177V178H139ZM178 177H179V174H178ZM204 177V178H203ZM210 177V178H209ZM232 177V178H231ZM234 177V178H233ZM68 178V179H67ZM87 178V179H86ZM99 178V179H98ZM194 178V179H193ZM218 178V179H219ZM231 178V179H230ZM36 179H38V180H40V183H41V185H39L40 183H38V180H36ZM72 180V182H71V180ZM79 179V180H78ZM84 179V180H83ZM86 179V180H85ZM98 179V180H97ZM100 179H101V182H100ZM118 179V180H117ZM175 179V178H174ZM184 180V182H187V180ZM200 179H205V180H203V182L204 183H201L200 182ZM217 179V180H218ZM76 180V181H75ZM96 180V181H95ZM109 180H110V182H109ZM116 182H115V181ZM119 180L121 181V182H125V183H127V181H128V183L130 182V183H132V184H128L127 183V187H125L126 185H124V184H122L121 185V183L119 182ZM172 180V179H171ZM176 180V179H175ZM197 180V181H198ZM226 180H227V183H229V185H227V184H225L226 183ZM67 181H69V182H67ZM81 181H82V183H81ZM99 181V182H98ZM223 181V182H222ZM35 182H36V184H35ZM43 182V183H42ZM72 184H71V183ZM91 182H92V184H91ZM95 182H98V184H96ZM114 184H116L117 182H119L118 184L119 185H121V187L119 186V189H118V184H116L117 185V191L116 192H118V193H116L115 194V188H116V185H114ZM138 182V183H139ZM175 181L173 180L172 181V183H174ZM37 183H38V185H37ZM70 183V184H69ZM99 183H101V184H99ZM109 183V184H108ZM136 185H135V184ZM207 183V184H206ZM32 184H33V187L35 186L36 188H33V187H31L32 186ZM35 184V185H34ZM112 184V185H111ZM193 184V185H192ZM209 184V185H208ZM213 184V183H212ZM223 184H225L224 186H222ZM67 185V186H66ZM98 185V186H97ZM101 185V186H100ZM103 185V186H102ZM109 185V186H108ZM135 185V186H134ZM192 185V186H191ZM195 185V186H194ZM264 186L263 185V183L262 184H260L259 183V185H258V187H257V189H263L262 191H256L255 192V194H257V195H259L261 192H263L264 191V187H262V186ZM91 186V187H90ZM112 186H114V187H112ZM123 186V187H122ZM130 186H132V187H130ZM166 186L167 187H169L168 189L170 190V192L168 191V189H166ZM199 188H198V187ZM219 186H221V187H219ZM239 186V187H238ZM98 187L100 188V189H98ZM104 187V188H103ZM110 187H111V189H110ZM138 187V186H137ZM32 188V189H31ZM103 188V189H102ZM108 188V189H107ZM131 188V189H130ZM135 188V189H134ZM142 188H143V186H142ZM191 190H190V189ZM239 188H241V190L239 189ZM31 191H30V190ZM94 189V190H93ZM105 189H106V191H105ZM138 189V190H137ZM166 189V190H165ZM193 189V190H192ZM200 189H202V191L200 190ZM91 190H92V193H91ZM204 190V191H203ZM217 190V191H216ZM240 190V191H239ZM87 193H86V192ZM99 191V192H98ZM101 191V192H100ZM103 191V192H102ZM110 191V192H109ZM161 191V192H160ZM164 191V193H162ZM166 191V192H165ZM190 191V192H189ZM195 191V192H194ZM201 191V192H200ZM239 191V192H238ZM254 190H252V192H253ZM31 192H32V197H33V200H31L32 199V197H31V199H29V201L27 200L26 202L27 203H25L24 201H22L21 202V199H22V196H23V194L24 193H26V194H28V195H30L31 194ZM64 194H63V193ZM90 192V193H89ZM109 192V193H108ZM129 192H130V194H129ZM156 192V193H155ZM160 192V193H159ZM169 192V193H168ZM203 192V193H202ZM67 193V194H66ZM79 193V194H78ZM101 193V194H100ZM103 193V194H102ZM110 193H111V195H110ZM113 193V194H112ZM236 193H238V196L240 195L241 197H239V199L241 198H243L242 199V201L240 202L239 201V199L237 198L238 196L236 195ZM259 193V194H258ZM264 193V192H263ZM61 194V195H60ZM100 194V195H99ZM250 194V195H249ZM262 194V193H261ZM27 195V196H28ZM35 195V196H34ZM64 195V196H63ZM103 195V196H102ZM115 195V196H114ZM116 195H120L118 198L116 197ZM160 195H163V196H160ZM171 195V194H170ZM189 195V196H188ZM191 195V196H190ZM236 195V196H235ZM3 196V197H2ZM248 196H250L249 198H248ZM60 199H59V198ZM112 197V198H111ZM116 199H114V198ZM247 197V198H246ZM63 198V199H62ZM110 199V201H109V199ZM199 198V199H198ZM237 198V199H236ZM252 198V199H251ZM262 198V199H261ZM67 199V200H66ZM73 199V200H72ZM112 199V200H111ZM113 199H114V201H113ZM237 200V202H236V200ZM250 199H251V201H250ZM260 199V200H259ZM23 200V199H22ZM36 200V201H35ZM66 200V201H65ZM215 200V201H214ZM248 200V201H247ZM259 200V201H258ZM20 201V202H19ZM59 201H61V202H59ZM113 201V202H112ZM250 201V202H249ZM256 203H255V202ZM24 202V203H23ZM108 202V203H107ZM109 202H110V204H109ZM115 202V203H114ZM118 202V203H117ZM238 202H240V203H238ZM251 202H252V204H251ZM21 203V204H20ZM22 203H23V205H22ZM29 203V204H28ZM67 203V204H66ZM106 203H107V205H106ZM183 203V204H182ZM236 203V204H235ZM57 204V205H56ZM70 204V205H69ZM119 204V205H118ZM180 204V205H179ZM27 205V206H26ZM235 205V206H234ZM22 206H24V207H22ZM53 206V207H52ZM56 206V207H55ZM71 206V207H70ZM118 208H117V207ZM22 207V210H23V208H25L24 209V211H21V212H19V214H21L22 212V217H20L19 216V214H18V219H17V221L15 222V223H11V226H10V222L8 221V219H10L11 218V216L10 215H13L15 212H18L19 210L18 209H20ZM104 207V208H103ZM105 207H106V209H105ZM57 208V209H56ZM59 208V209H58ZM104 209V210H103ZM110 209V210H109ZM56 210V211H55ZM107 210V211H106ZM15 211V212H14ZM104 211V212H103ZM110 213H109V212ZM117 211V212H116ZM25 212V213H24ZM54 212H56V213H54ZM107 212V213H106ZM43 213V214H42ZM54 213V214H53ZM104 213V214H103ZM114 215H112V214ZM236 213V214H235ZM238 213V214H237ZM53 214V215H52ZM107 214H109V215H107ZM50 218H49V217ZM109 216H111L110 217V219H107V220H105V218H109ZM116 216V217H115ZM116 219H115V218ZM114 220H113V219ZM112 219V220H111ZM169 219V220H168ZM182 219H184V220H182ZM62 220V221H61ZM186 220H188V221H186ZM190 220V221H189ZM111 221V222H110ZM6 222V223H5ZM37 222H39V224L37 223ZM185 222H186V224H185ZM187 222H190V224L188 223V225H187ZM8 223H9V225H8ZM15 224V225H14ZM38 224V225H37ZM43 226H42V225ZM61 224V225H60ZM3 225V226H2ZM35 225V226H34ZM58 225V226H57ZM182 225V226H181ZM11 228H10V227ZM33 228H31V227ZM37 226V227H36ZM40 227V230L38 231L37 230V228L39 229V227ZM53 226V227H52ZM98 226H100V227H98ZM180 226V227H179ZM185 226L187 227V228H185ZM96 227H98L97 229H96ZM35 228V229H34ZM45 229V230H44ZM54 229V230H53ZM182 229V230H181ZM183 229H184V231H183ZM35 231V230H37V231H35L36 232V235H34L33 234V232L32 231ZM94 230H96V231H94ZM182 232H181V231ZM27 232V233H26ZM32 232V233H31ZM31 233V235H29ZM50 233V234H49ZM38 234V235H37ZM33 235L36 237L35 239H34V241L33 242H30V243H28V244H26V246H25V243H27V241L30 239L29 238V236H32L33 237ZM91 236H92V238H91ZM26 239H28V240H26ZM106 247H109L108 249L106 248ZM106 248V249H105ZM113 250V251H112ZM239 250V251H238ZM175 257H176V259H175ZM179 258V259H178ZM34 260V261H33ZM177 261V262H176ZM180 261H182V262H180ZM119 262H121V263H119Z\"/></svg>",
  "mask_w": 264,
  "mask_h": 264
},
{
  "label": "bare ground",
  "instance_id": "2",
  "mask_svg": "<svg viewBox=\"0 0 264 264\" xmlns=\"http://www.w3.org/2000/svg\"><path fill=\"white\" fill-rule=\"evenodd\" d=\"M16 1V0H15ZM20 1V0H19ZM24 1V0H23ZM76 1V3H77V1L78 0H75ZM92 1H94V0H92ZM100 1V0H99ZM98 1V2H99ZM129 1V0H128ZM190 2L191 0H178L177 1V3H175V0H155L154 2H152L149 6H151L153 3H155V4H153V6L150 8V7H147V4L145 5V6H142V4H143V2H142V4L140 5V6H142V7H139V5H137L136 3V7L137 8H141L142 10H136V9H134V8H132V7H122L123 5H121V7L119 6L118 7V12H119V14H118V12H116L117 13V15H115V16H118L119 17V19H114V21L115 20H122L123 22H122V25L124 26L125 24H127V26H129V24H130V29L129 30H127V32H125V30L127 29L126 27V25L124 26V27H120L119 25H118V23H117V25L116 24H114L113 25V22H112V24H109V21H107L108 22V25H109V27L107 28V26L105 27V25H103L104 24V22H103V28H104V30L101 32L100 30L98 31V33H94V31L95 32H97L96 31V29L97 28H95V30L94 29H92L93 30V35H92V33H90L91 35H89L88 36V33H87V36H88V38H86L85 36V38H86V41H87V39H91L92 40V38H90V37H94L95 35H97V37H94L95 38V42L93 43V45H92V50H91V53L89 54L90 56L89 57H87L88 59L87 60H85L84 59V57H83V59L85 60H83L84 62H82V63H80V62H78L77 61V59H76V62H78L77 64L75 63V64H73L74 63V61H72L71 62V65H72V69L69 67V64H68V68L71 70V71H73L72 72V74H70V79H69V82H68V85L67 86H65L64 88H66V92H64V94H63V96L65 97L64 98V101H63V98H62V101L64 102L63 103V105L62 104H59V105H61V106H59V108L57 107H55V105L53 104V101H52V96L51 95H49L48 93H47V89H49V85H51L50 83H49V85L47 86L45 83H46V81H48L47 80V78L50 76V75H52L53 74V72L55 71L54 69H51V63H52V61L56 58V55H57V50H58V47H59V43L63 40V34L65 33V31L63 32V30L64 29H67V26H65V25H67V23L68 22H66V20H64L63 18L65 17V16H68L69 14V12H70V10L71 9H73L74 7H76L73 3H74V0H25V2H22L23 4H21V3H19V4H21L20 5V13H18V14H20L19 15V19H20V21L18 20V19H16V17L18 16H15V15H13V17H14V19H12L13 21L16 19V20H18V23L16 22V24H19L20 22L22 23V24H19L18 25V27L16 28V30H17V33H16V31H14V30H12V31H14L19 37L20 36H22V35H28V38L25 40L24 38H23V41H25L24 43L23 42H19L18 41V43H23V48H22V46H21V48L19 49V45L17 46L18 47V51L16 52L15 51V49H12V47L11 48H9L11 45L9 44V47L7 46V48H9L7 51H6V47H5V45L4 46H2V47H4V50H5V52H3V49L1 50L2 52V54L0 53V68L2 69L3 68V70L4 71H2V72H0V99L1 100H4L5 99V97H7V94L4 96V94H5V91H7V92H9L8 90V87H15L16 89L17 88H19V89H17L18 91L20 90L21 92L22 91H24L25 89H26V87L25 88H23L24 86H26L25 84H24V80H22L23 78H24V73L25 72H32V74L34 75L35 74V76H36V74H38L39 73V71H40V73L42 74V72H47L48 71V75H47V77H45V76H43L45 73H43V75L41 76V74H40V76H38V77H35V78H33L34 76H32V78H33V83L35 84V89H37V88H39V90H42V91H44L43 92V94H37V96H39V97H34V99H33V102L32 103H29V104H25L28 108H26V109H23V107L22 106H19V104H20V102L19 101H21L22 99H19L18 100V102L16 103V105L17 106H19L18 107V111L14 114V116L12 117V118H5V117H0V146H3V147H8V140L7 139H5V137L7 136V134L9 133L10 134V132H9V129H10V127H11V129L13 128V126L16 124V119H18L17 117H18V114H19V112L20 111H22V116L24 115L25 117H27V116H30L31 115V120H29L30 121V125H31V122H32V125H33V128L34 127H36L37 125H43L44 126V128L45 129H51V128H54V127H56L57 125H59V124H61L63 127H64V131L66 130V131H69V130H72L73 128L74 129H76V127L75 126H77L78 125V127L80 128V126L81 125H83V127L84 128H86L87 129V127H85V125H87V124H84L83 123V121H84V119L86 118L87 119V116L89 115L88 113V109H90L89 107H91V105L93 104L92 102H94V100H92V98H91V94H93L94 92H96L95 91V87L99 84V86H101L100 84H102V82H101V76L103 75V77H104V75L106 76V74H102V75H100L101 73H102V71L101 70H105V71H107L106 69H102L103 67L101 66L102 64H103V62L106 60V57H107V55H110V54H107L106 55V53L105 52H103L104 50L106 51V49H104V48H108V47H113V51L115 52H117L116 53V56H118V55H120V56H118L117 58H119V57H121V59L119 60V59H117V61H118V63H116V61L114 62V60L115 59H112V60H110L108 57H107V59H109L108 61H109V64L107 65V69H108V67L110 68V67H112V69L111 70H114L115 69V65L116 64H119L124 58H126L125 60H127L128 59V57H129V59L130 58H132V57H134V60H133V64L131 63V61H130V63L132 64V65H130V67H129V63L127 64L128 66L127 67H129V69L127 68L126 70L127 71H124L123 69H124V67H123V65H125L124 64V62H122L123 63V65H121V64H119L120 66H121V68H122V70H123V72H125L124 74H122V76H120L121 74L119 73V71H117L120 75V77L118 78V79H116L115 77V74H109V72H108V74H109V76H114V78H112L115 82L113 83V80L112 81H108V80H106V81H108V83L107 84H109L108 86H107V84H105L108 88H109V86L110 87H112V88H110V90L108 91V89L106 88V87H104L105 89L104 90H107L108 92H110V101L108 102V104H104V102H99L100 103V105H102L101 103H103V106L101 107V106H98V109H100V110H98V117H97V114H96V117H97V119H96V121H94V120H92V121H94V123H95V126H92V135H90V136H92V140H91V145L93 144V146H96V147H94V148H98V147H100V144H103V141H104V138H105V144H106V146H108L107 145V142H108V144H109V141L108 140H106V136H107V134L108 133H110L109 131H111V135L109 136V137H112L113 138V140H112V138H110L109 140H111V141H114V139L118 136V135H116L115 133L116 132H114V134L112 135V131H113V129L114 128H118V126H120V125H122V126H120L121 128H123V129H121V128H119V130L117 129L116 131H121V130H123V132L125 131L126 132V129H127V131H128V128H129V130L131 131V130H134L135 131V129H134V126H135V123L138 125V124H140V126H141V129L139 128V126L137 127V129L139 128L140 130L139 131H137V129H136V131L135 132H137V134L136 133H134V135L135 136H133L132 134H128L127 132V134H126V136H133L132 138L135 140V138H138V147H139V150L138 151H140V147L141 146H139V145H143V148L145 149H147L146 151H150V147L152 146V147H154V149L156 148V149H161L162 148V143H161V145L159 144L160 143V141H158V139L159 138H161V136L162 135H164L163 136V144H165L166 143V140L164 141V139H165V137H167V136H165L166 135V133L168 134V142L170 141V140H172L176 135L178 136V134H176V132H174V130L175 129H177V128H175L174 129V126H175V124H179V126H180V123H179V113H180V115H183V116H187L188 114H185L184 115V113H185V111H187L188 110V108L185 106V103L186 102H188L187 100H193L194 98H195V94H194V98H190V99H188L189 98V96H187V95H189V93L191 92V93H196V91H194L195 90V85H196V87H197V85H199V81L201 82L202 81V79H203V81H202V83H203V85L205 84V78H204V76L205 75H207V73H205V74H203V78L202 79H200L199 77H200V75L202 74L201 72H203L202 71V68H208V64L209 63H211L212 62V64H213V62L215 63V61H220L219 62V64L216 62V64H218L216 67H217V69H216V71H215V76H212V74H208V75H211V77H209L208 75L207 76H205L206 77V80L208 79L209 80V82H208V84L206 83V85H204V86H206V87H208V88H206L205 87V90L207 89H210V90H208V91H211V94L213 93V96L215 97L217 94V96H221V95H223V93H225V88H227L228 86V88L227 89H229L230 88V86H231V88L232 87H236L237 85H238V88H236V91H237V93L238 94H235V93H233V92H236L234 89L235 88H233V90H232V92H230V90H228V93L230 92V93H233V95H231V94H228L227 92V94H226V96H225V94H224V99H223V97L221 96V100H220V102L222 103V102H227L228 100V102L227 103H230L231 101H232V104L230 103L229 104V108L227 107V108H225V107H222V108H224V109H226L225 111H224V109H222L221 107H219L217 104L219 103V105L221 104L220 102H217V101H215V100H219L220 99V97L219 98H217V96H216V99L214 100L213 99V101H215V102H217L216 103V105H215V108H217L216 109V111H213V106L212 107H210V105L213 103V101H212V103L211 102H209V99H208V105H209V107H210V109L212 110V111H210L208 108H207V111L209 110L210 112H214L213 114H211L210 112V114L212 115V117H213V115H214V119H210V118H212L211 117V115L209 114V113H206L207 111H205V113L207 114V116H208V114H209V116H210V118L208 119V121H206V118H202L203 120H197L200 116H201V112H202V110H203V105L201 104L203 101L201 100V98L200 97H202V99L204 100V96L202 95L203 93H201V92H203V91H201V92H199L200 90H204L203 88L204 87H202V89L201 88H199V86H198V88L200 89L198 92H199V98L200 99H197L196 100V102L197 101H199V100H201V101H199V102H197L196 104H194V108L192 107V110L190 111H188V112H191V122H194L195 120H197L198 121V124H194V125H199V122L200 123H203V122H201V121H204V126L206 125V123L209 125L210 124V126L209 127H212L211 126V121H215L216 122V124L215 125H217V118L219 119V117H218V115H220V119L221 120H223L224 118L223 117H225V118H227V121L229 122V120H230V122L229 123H232V122H234V123H236L235 121H232L231 122V120L232 119H234V118H231L235 113H232L231 111L233 110V108L231 107V109H230V105H232V106H236V105H234L233 103L234 102H236L237 103V107H235V108H238V107H240L239 109H238V111H239V113L241 112V104L243 105V103L249 108V109H254V108H252V106H251V108L249 107L250 105H252V104H254V102L251 104L250 103V99L252 100V98H254L252 95L254 94H256V93H258V92H260L261 90H264V36H262V39L261 38H259L258 37V39H259V41H258V43H257V41L255 40L256 38L255 37H257V36H255L253 39H254V41L253 42H256V48H253V47H251V48H253V50L251 51L249 48V50L251 51V53H250V56H249V54H248V56L251 58V55L253 56L251 59H249V57H248V59L251 61L249 64H247V61L244 63L245 65H241V62L239 61L240 59H241V61H243V59L242 58H240V56H241V53H242V50H243V52L245 51L244 50V47L247 45V46H249L248 45V42L250 41V37H251V35L253 34H258V35H260V37H261V34L260 33H258V32H260V31H258V30H260V29H262V31H263V29H264V24L262 25L261 23L264 21V7L260 4V3H258L260 0H253V2H247L246 4L247 5H245V3L243 2V5H241V6H238V7H236L235 8V10H234V8H232V9H230L231 11H229V10H227L225 7H223V9H220V7L219 6H217V7H219V8H216V7H212L211 5L213 4H209L208 6L209 7H206L205 5L206 4H208L209 3V1L208 0H205V2H206V4L205 5H203V2H202V5L199 3L198 4V6H196L197 5V3H195V6L196 7H194V8H192V10H188L189 11V13H191V15L189 16L190 18H192V19H190L188 16V18L187 17H185V19L187 18L188 20L190 19V24H189V26H191V27H189L190 28V30L192 31V29H193V27H194V31H195V29L196 30H198V29H201V31H202V35H204V29L206 30V28H205V26H204V29L202 30V28H203V25H204V23L206 24V23H210V22H208L207 20H210V19H207L209 16H211V15H214V19H213V21H215V22H213L214 23V25H218L219 24V22L221 23L220 24V26H219V29H220V27H222V29H221V31L220 30H218L217 28H218V26L216 27V26H213V25H210V26H213V27H216V28H214L213 30L215 31V32H218L217 33V36L216 35H214V37H210V35L211 36H213V34L214 33H212V34H210L211 32H214V31H212V29H211V32H208V34H206V35H208V37H210L211 38V40H210V38H208V40L207 39H205V40H202V39H204L205 37H207L206 35L205 36H203L202 37V39L201 38H199L200 40H202V41H199V40H197L196 39V41H195V39L192 41V42H190L189 40H191L193 37H191V39H190V37H185V40H186V42H185V40L183 41L182 39L184 38L183 36H182V34L183 35H186V34H188L187 32H185V30L184 29H186V28H184L183 29V23H181L183 20H185L184 19V17L183 16H186V15H184L183 14V12H185V11H183V9H184V6H185V8L187 7L186 6V4H187V2ZM203 1V0H202ZM215 1V0H214ZM213 1V2H214ZM238 1V0H237ZM3 0H0V18H1V15L3 14V12H1V10L3 9L2 8V5H3ZM6 2H9V1H6ZM6 2H4V3H6ZM79 3L78 4H81L82 2L81 1H78ZM87 2V1H86ZM91 2V1H90ZM89 1H88V4L90 3ZM96 2V1H95ZM136 2V1H135ZM196 2V1H195ZM197 2H200V0L199 1H197ZM212 2V1H211ZM216 2V1H215ZM85 2H83V4H84ZM93 3V2H92ZM103 3V2H102ZM107 3V2H106ZM218 1H217V4L216 5H218ZM221 3V2H220ZM18 4V2H16L15 3V5H17ZM83 4H81L82 6H83ZM87 4V5H88ZM108 4V3H107ZM129 4H130V2H129ZM129 4H127V6L129 5ZM134 4V5H135ZM189 4V3H188ZM240 4V3H239ZM9 5V4H8ZM15 5H12V6H15ZM86 5V6H87ZM92 5V4H91ZM133 5V6H134ZM214 5V4H213ZM215 5V6H216ZM222 5V4H221ZM81 6V7H82ZM85 6V4H84V8L86 7ZM107 6H110L109 4L108 5H106L105 6V3H104V7L106 8ZM126 6V5H125ZM132 6V5H131ZM223 6H224V4H223ZM7 7V6H6ZM16 8H18V5L17 6H15ZM15 7H14V9H15ZM87 7H89V6H87ZM91 7V6H90ZM89 7V8H90ZM2 8V9H1ZM8 8V7H7ZM78 8V7H77ZM83 8V9H84ZM101 8V7H100ZM100 8H98L99 10H100ZM111 8H112V6H111ZM115 8V7H114ZM114 8H113V11L115 12L116 10H114ZM150 8V9H149ZM188 8V7H187ZM222 8V7H221ZM226 10H225V9ZM11 9V8H10ZM13 9V8H12ZM11 9V10H12ZM108 9H109V7H108ZM122 9V10H121ZM171 9V10H170ZM8 10V9H7ZM66 10V11H65ZM89 10V9H88ZM96 10H97V7H96ZM99 10H97V12H100ZM104 10V9H103ZM120 10H121V12H120ZM149 10H151V11H149ZM6 11V10H5ZM13 11H15V10H12V13H13ZM69 11V12H68ZM105 11V12H104ZM104 11H101V12H104V13H107L108 14V12H110L111 10H108V12H106L107 10H104ZM112 11V12H113ZM170 11V12H169ZM183 11V12H182ZM229 11V12H228ZM7 12V11H6ZM68 12V13H67ZM73 12V11H72ZM85 12V11H84ZM86 12H87V14H88V11H87V9H86ZM101 12L100 13H98V15H100L101 14ZM148 12V13H147ZM150 12H151V15L149 16V14H150ZM226 12V13H225ZM228 12V13H227ZM63 13V14H62ZM67 13V15H65ZM102 14V15H104L105 16V14ZM115 13V14H116ZM167 13V14H166ZM168 13H170V16L168 15ZM186 13H188V12H186ZM226 15H228L229 13V15L228 16H225V14ZM4 14H5V12H4ZM4 14H3V16H4ZM7 14H9V12L7 13ZM11 14V13H10ZM59 14H60V17H58L59 16ZM86 14V15H87ZM110 14H111V12H110ZM110 14H108V15H106V16H108V18H106V20H108L109 18H110ZM114 14V13H113ZM181 14H183V16L181 15ZM166 15V16H165ZM189 15V14H188ZM209 15V16H208ZM64 16V17H63ZM103 16V17H104ZM112 16V15H111ZM180 16H182L183 18H181ZM208 16V17H207ZM12 17V16H11ZM59 18L60 20H61V18H62V20L61 21H57L56 22V25H58L57 27H59V30H58V28H55V29H57V30H53V31H51V29H50V23H52L51 22V20H53V22H54V18L56 19V18ZM84 17V16H83ZM92 17V16H91ZM102 17V16H101ZM112 17H114V16H112ZM112 17H111V20H112ZM117 17V18H118ZM6 18V17H5ZM8 18L10 19V16L8 15ZM7 18V20H8V22H9V19ZM21 18H22V20H21ZM67 18V17H66ZM65 18V19H66ZM87 18V17H86ZM85 18V19H86ZM93 18H95V17H93ZM93 18H92V20H93ZM98 18V17H97ZM154 18V21L157 23H155V24H153V25H156V27H157V25H160V24H163V27H164V29H162L161 28V30L159 29V30H156V29H158V28H155L154 29V31H152V29H151V32H150V30H149V28L148 29H146V27L148 26L147 24H149L151 21H153L152 19ZM181 18V19H180ZM210 18V17H209ZM103 19V18H102ZM101 18L99 19V20H102ZM105 19V18H104ZM179 19V21H181L182 19V21L181 22H177V20ZM187 19L184 21V22H186L187 21ZM0 20H2V19H0ZM81 20H83V19H81ZM88 20V19H87ZM90 20H91V18H90ZM110 20V19H109ZM162 20L164 21V23L162 22ZM212 20V19H211ZM210 20V21H211ZM3 21H4V19H3ZM6 21V20H5ZM12 21V22H13ZM23 21V22H22ZM104 21V20H103ZM8 22H7V24H8ZM84 22V21H83ZM85 22H87V21H85ZM101 22V21H100ZM100 22H99V24H100ZM106 21H105V24L107 23ZM116 22V21H115ZM120 22V21H119ZM162 22V23H161ZM176 22L178 23V25L180 26V24H181V26H180V28H179V26L177 25V27H178V29H176V27H175V24H176ZM189 22V21H188ZM211 22V23H212ZM216 22H218V23H216ZM4 23V22H3ZM3 23H1V21H0V32H2V30L4 31V32H7V31H10L9 30V28H7V26L5 27L4 25H3ZM15 23V22H14ZM13 23V24H14ZM88 23V22H87ZM93 23V22H92ZM98 23V22H97ZM121 23V22H120ZM158 23H160V24H158ZM180 23V24H179ZM212 23V24H213ZM216 23V24H215ZM5 25H6V22L4 23ZM53 24V23H52ZM100 24V25H101ZM151 24V23H150ZM149 24V25H150ZM184 24H186V23H184ZM3 25V26H2ZM101 25V26H102ZM222 25V26H221ZM11 26V25H10ZM54 26H55V24H54ZM95 26V25H94ZM93 26V27H94ZM96 26H98V25H96ZM100 26V27H101ZM187 26V25H186ZM185 26V27H186ZM208 26V25H207ZM206 26V27H207ZM226 26V28L225 29H223V27H225ZM66 27V28H65ZM99 27V28H100ZM159 27V26H158ZM160 27H162L161 25H160ZM175 27V28H174ZM4 28H6L7 29V31H6V29H4ZM15 28V27H14ZM54 28V27H53ZM120 29L121 30V32H123V30L122 29H124V28H126L125 30H124V32L123 33H121L120 32V30H118V29ZM260 28V29H259ZM101 29H102V27H101ZM174 29H176L177 31L178 30H181V31H178V32H180L181 34H177V32H176V30H174ZM209 29V28H208ZM216 29V30H215ZM188 30V29H187ZM186 30V31H187ZM224 30V31H223ZM226 30V31H225ZM145 31H147L146 33H148L147 35H143V33L145 32ZM182 31H184L186 34H184V33H182ZM189 32V34L190 35H193L194 33L193 32ZM199 31V30H198ZM197 31V33H200V32H198ZM210 31V30H209ZM261 31V32H262ZM4 32H2V33H4ZM70 32V31H69ZM68 32V33H69ZM85 32V31H84ZM91 32V31H90ZM9 33V32H8ZM8 33H4L5 35H7ZM61 33H63V34H61ZM137 33L139 34V36L137 35ZM177 34L178 35V37H179V40H177V43L175 42V43H172V42H174V40L176 41V39H173V37L174 38H177V36H175L174 34ZM192 33V34H191ZM4 34H0V36L2 35H4ZM69 34H71V33H69ZM95 34V35H94ZM116 34V35H115ZM188 34V35H189ZM210 34V35H209ZM216 34V33H215ZM4 35V36H5ZM9 35V34H8ZM13 35V34H12ZM83 35V34H82ZM114 35L115 36H117L116 38L114 37ZM188 35H186V36H188ZM195 35V36H194ZM193 36H194V38H196V34H194ZM200 35V34H199ZM262 35H264L263 33H262ZM2 36H1V39H2ZM3 36V37H4ZM118 36H119V38H121V39H123V40H120V41H118ZM145 37V40H146V37H147V41H143L144 39H142L141 38V40H140V38H135V37ZM11 37H13V36H11ZM66 37V36H65ZM65 37H64V39H65ZM197 37H199L198 35H197ZM200 37H201V35H200ZM9 38H10V36H9ZM115 38V39H114ZM252 38V37H251ZM5 38H3V41H5L6 42V40H4ZM138 41H137V40ZM252 39V40H253ZM257 39V40H258ZM21 40V39H20ZM85 40V39H84ZM84 40H83V42H84ZM91 40H88L89 42L91 41ZM94 40V39H93ZM133 40H135V42L137 41V42H139V41H141V46H140V48H139V45H138V48H136V55H134L132 52H135L134 50L132 51V49L134 48L135 49V45H134V41ZM3 41H1V42H3ZM22 41V40H21ZM85 41V42H86ZM87 41V42H88ZM144 43H143V42ZM0 42V43H1ZM10 42V41H9ZM8 41H7V43H9ZM82 42V43H83ZM118 42H121L122 44H120L121 46H119V44H118ZM191 43L190 45H187V46H185L186 44H188V43ZM253 42H249V44H251L250 46H252V43ZM4 43V42H3ZM6 43V44H7ZM15 43V42H14ZM186 43V44H185ZM84 44V43H83ZM83 44H81V46H83ZM89 44V43H85V47L87 46V45ZM91 44V43H90ZM90 44H89V46H90ZM132 44L134 45V47L132 46ZM137 44V43H136ZM140 44V43H139ZM174 44V45H173ZM2 45V44H1ZM1 45H0V48H1ZM8 45V44H7ZM182 45H184L185 47H183L182 48ZM130 46H132V49L130 50ZM247 46H246V50H247ZM77 47V46H76ZM84 47V46H83ZM117 47H118V49H117ZM120 47V48H119ZM130 47V48H129ZM171 47H173V48H171ZM179 47H181V48H179ZM110 48V49H111ZM174 48H176L178 51L181 49H183L182 51L183 52H181V55H180V57H179V52L178 51H170L171 49H174ZM179 48V49H178ZM103 49V50H102ZM109 49V48H108ZM191 49H193V53L192 54H194V55H192V57L191 58H185L184 56L185 55H187L189 52L188 51H190ZM220 49L222 50V56H220L221 54H218V56H220V58H221V60H219L220 58L217 56V53H219V51H220ZM84 50V49H83ZM86 50H87V47H86V49H85V52H86ZM102 50V51H101ZM180 50V51H181ZM88 51V50H87ZM90 51V50H89ZM101 51V52H100ZM108 52H109V50H107ZM112 51V52H113ZM250 51H248V52H250ZM83 52V51H82ZM103 52V53H102ZM107 52V53H108ZM168 52H170V54H174V52H175V54L177 55H174L175 57H177L176 58V60H175V57H172V58H174V60L176 61L175 62V66H174V68H173V71L172 70H169V69H166L165 70V68H167V63L165 64V61H169V62H171L169 59H167L166 57H170L169 55H167L168 54ZM173 52V53H172ZM104 53H105V55H104ZM122 53L124 54V58H122ZM126 53V54H125ZM132 53V54H131ZM167 53V54H166ZM187 53V54H186ZM80 54H82L81 53V51H80ZM83 54H85V53H83ZM190 54V53H189ZM246 53H244V54H242L243 56L245 55ZM132 55V56H131ZM164 55H166V56H164ZM16 56V57H15ZM112 56V55H111ZM115 56V57H116ZM128 56V57H127ZM215 56H217L216 58L218 59H216L215 61H214V58H215ZM79 57H81V56H79ZM78 57V58H79ZM110 57V56H109ZM259 57V58H258ZM75 58V57H74ZM77 58V57H76ZM96 58V59H95ZM111 58V57H110ZM114 58V57H113ZM245 58V57H244ZM16 59H18L19 61H17V62H19V64H20V66H22V69H23V71H24V73L22 72V70L21 71H18V68H17V64H16ZM82 59V58H81ZM167 59V60H166ZM34 61V62H32V61ZM78 60H80V58L78 59ZM247 60V59H246ZM248 60V61H249ZM82 61V60H81ZM129 60H127L126 62H128ZM245 61V60H244ZM30 62H32L33 63V65L30 63ZM154 62H155V64H154ZM168 62V63H169ZM66 63V62H65ZM69 63V62H68ZM105 63V62H104ZM108 63V62H107ZM116 63V64H115ZM161 63V64H160ZM172 63V62H171ZM174 63V62H173ZM8 64V65H7ZM113 64H114V66H113ZM153 64V65H152ZM157 64H160V67H158V65ZM211 64V66L213 67V65ZM31 65V66H30ZM118 65V66H119ZM168 65H170V64H168ZM205 65H206V67H205ZM33 66V67H32ZM100 66V67H99ZM118 66L116 67V70H117V68H118ZM120 66H119V68H120ZM152 66H153V68H154V70L152 69ZM164 66V67H163ZM241 66H244L245 67V69L243 70L245 73H244V75L243 76H241V74L243 73L242 72V69L240 68ZM34 67H36L35 69H34ZM105 67H106V64H105ZM104 67V68H105ZM113 67H114V69H113ZM163 67V69H161ZM168 67H171V66H168ZM173 67V66H172ZM209 67H210V64H209ZM214 67H215V64H214ZM213 67V68H214ZM215 67V68H216ZM206 68V69H207ZM215 68L213 69V70H215ZM0 69V70H1ZM47 71H46V70ZM171 69V68H170ZM241 69V70H240ZM20 70V69H19ZM32 70H35L36 71V73H33V72H35V71H32ZM39 70V71H38ZM109 70V69H108ZM118 70H121V69H118ZM122 70H121V72H122ZM162 71L163 70V72H162V74H169V76L168 77H166V79L164 80L163 78H160V79H163L164 81H162V84H160L161 86H159L158 88H157V80L159 79V78H157V79H154L153 77L154 76H156V74H154L155 72H158V71ZM37 71H38V73H37ZM42 71V72H41ZM66 71V70H65ZM100 72L99 73V75L100 76H98V73L97 72ZM110 71V70H109ZM150 72V74H149V72ZM200 71V72H199ZM240 71V72H239ZM110 72H112V71H110ZM116 71H114L113 73H115ZM116 72V73H117ZM168 72V73H167ZM209 73H211L212 72V69H211V72L210 71H208ZM23 73V74H22ZM96 73H97V77H96ZM104 73V72H103ZM154 74L153 76H151V74ZM161 73V72H160ZM195 74V76H198V77H196L195 78V80H197V78L198 79H200L199 81H198V84H197V81H193L192 79H190L189 78V76H192V75H190V74ZM241 73V74H240ZM21 74L23 75V76H21ZM26 74V73H25ZM107 74V75H108ZM147 74H149L151 77H149V76H147ZM165 74V76H167ZM30 75V74H29ZM29 75H28V77H29ZM39 75V74H38ZM159 74H157V76H158ZM213 75H214V73H213ZM117 76H118V74H117ZM146 76L147 77H149V79L148 80H146L145 78H146ZM23 77V78H22ZM26 77V76H25ZM68 77V78H69ZM161 77V76H160ZM163 77V76H162ZM209 77V78H208ZM213 77V78H212ZM241 77V78H240ZM244 77V80H242L241 82H246V84H245V82H244V84H245V87L242 85V83L240 82V83H236L235 84V82H239V80L240 79H242ZM67 78V77H66ZM65 78V79H66ZM68 78H67V80H68ZM110 78V77H109ZM151 78V79H150ZM194 78V77H193ZM240 78V79H239ZM36 79H38V80H36ZM65 79H64V81H65ZM105 79V78H104ZM103 79V80H104ZM116 79V80H115ZM158 80V82L160 83L161 82V80ZM146 80V81H145ZM170 80H172L173 81V83H174V87H173V85L171 86V87H169L170 85H169V81ZM189 80H190V84H192L193 82L195 83V84H193V86L192 85H190L191 87H189ZM27 81H29V80H27ZM105 81V82H106ZM149 82V84L147 83V86H146V88H148V86H150L149 87V89H147L148 90V92L149 93H147V91H144V93L146 92V96H143L144 95V93L143 94H139V92L140 91H142V89H144L145 88V85H146V83L145 82ZM66 82V81H65ZM93 82H96V83H98L97 85H95V87H93V86H91L90 87V85L93 83ZM207 82V81H206ZM82 83V84H81ZM111 83H113V86H111ZM173 83H171V84H173ZM67 84V83H66ZM104 84V83H103ZM102 84V85H103ZM184 84H188V86H186V87H184ZM232 84H234L233 86H232ZM239 84H241L242 86H240V88L242 87V90H239ZM249 84V85H248ZM11 85V86H10ZM31 85V84H30ZM65 85V84H64ZM105 85H103V86H105ZM155 85V86H154ZM183 86L182 88L184 89H186V90H188L189 89V91H187L186 92V90H184L186 93H180L179 94V98H176L177 99V102H174L171 98V100L173 101V103H171V101H169L170 99H168L169 98V96H172L173 95V93H172V95H171V92H177V91H175V89L176 88H178L177 90H179V88H180V91L182 90L181 89V87H178V86ZM201 86H202V84H200ZM248 85V86H247ZM27 86H28V83H27ZM200 86V87H201ZM29 87V86H28ZM51 87V86H50ZM93 87V88H92ZM152 87H154L152 90H150V88H152ZM162 87V88H161ZM189 87V88H188ZM194 87V90H191L192 88ZM6 88L8 89V90H6ZM14 88V94H16L18 91L16 90ZM23 88V90H21V89ZM63 88V89H64ZM79 88H82V89H79ZM100 87H98V89H99ZM101 88H103V87H101ZM100 88V89H101ZM145 88V89H146ZM157 88V89H156ZM245 88H246V90H245ZM96 89H97V87H96ZM97 89V90H98ZM144 89V90H145ZM222 89H223V91H222ZM226 89V90H227ZM5 90V91H4ZM10 90H12L13 91V89L12 88H10ZM16 90V91H15ZM50 90V89H49ZM52 90V89H51ZM204 90V91H205ZM207 90H206V92H207ZM20 91H19V95H20ZM41 91V92H42ZM64 91V90H63ZM98 91H102V90H98ZM97 91V92H98ZM194 91V92H193ZM222 91V94H219V92H221ZM6 92V93H7ZM11 92V91H10ZM38 92V91H37ZM36 92V93H37ZM40 92V91H39ZM55 92V91H54ZM97 92H96V95H97ZM105 91H103L102 93H98V94H103ZM179 92V91H178ZM178 92L176 93V94H178ZM182 92V91H181ZM198 92L196 93L197 95H198ZM52 93H53V91H52ZM105 93H107V92H105ZM201 93V94H200ZM205 93V92H204ZM261 93V92H260ZM262 93H263V91H262ZM13 94V95H14ZM22 94V93H21ZM24 94V93H23ZM176 94L174 93V95L176 96ZM206 95H207V97H208V94L207 93H205ZM204 94V95H205ZM210 94V95H211ZM214 94H216V95H214ZM9 95H10V93H9ZM18 95V93H17V96H13V98L12 99H10L9 101L7 100V102H6V99H5V102H4V110L6 109V108H10L11 106V104L13 103L14 105H15V102H11V100H15L16 98H19V97H21V95L19 96ZM107 95V94H106ZM140 95V96H139ZM196 95V96H197ZM227 95L228 96H230V97H227ZM234 95H237V96H234ZM252 97H251V96ZM257 95V94H256ZM258 95H260L259 93H258ZM19 96V97H18ZM100 96V95H99ZM98 95H97V97H99ZM102 96V95H101ZM100 96V97H101ZM192 96H193V94H192ZM246 96V97H245ZM250 96V97H249ZM263 96H264V94H263ZM9 97V96H8ZM62 97V96H61ZM107 97V96H106ZM177 97V96H176ZM197 97V98H198ZM225 97L226 98H228V99H226L225 100ZM234 97H237V99L235 98V100H234ZM244 97V98H243ZM259 98L257 99V100H259L260 99V97H262V95L261 96H258ZM21 98H23V96L21 97ZM102 98H103V96H102ZM101 98V99H102ZM104 98H105V96H104ZM172 98H174V97H172ZM211 98H212V95H211ZM246 98V99H245ZM249 99V101H248V99ZM96 99H98V98H96ZM100 99V98H99ZM100 99V100H101ZM196 99V98H195ZM194 99V100H195ZM261 99H263V98H261ZM259 100V101H264V100ZM17 100V99H16ZM58 100V99H57ZM99 100V101H100ZM186 100V101H185ZM225 100V101H224ZM247 102V104H250L249 106L244 102ZM254 100V99H253ZM256 100V101H257ZM24 101V100H23ZM55 101V100H54ZM62 101H58L59 103L60 102H62ZM169 101V102H168ZM176 101V100H175ZM183 101V102H182ZM211 101V100H210ZM255 101V100H254ZM255 101V102H256ZM258 101V102H259ZM10 102V103H9ZM189 102H192V101H189ZM189 102L187 103L188 104V106H189ZM258 102H256V103H258ZM21 103H22V101H21ZM98 103V102H97ZM192 103H195V101H193ZM235 103V104H236ZM255 103V104H256ZM260 104H263L264 105V103H262V102H259ZM258 103V104H259ZM12 104V105H13ZM23 104V103H22ZM32 104V105H31ZM207 104V103H206ZM213 104H215V103H213ZM223 104V103H222ZM240 104V105H239ZM259 104V105H260ZM1 106L3 105V101L1 102V104H0ZM5 105H6V107H5ZM9 105V106H8ZM21 105V104H20ZM57 105V104H56ZM95 106H96V104H95ZM94 106V107H95ZM191 106H193L192 104H191ZM191 106H189V109H191ZM207 106V105H206ZM217 106V107H216ZM220 106H223V105H220ZM225 106V105H224ZM246 106H244V107H246ZM93 107V106H92ZM99 107H101V108H99ZM117 107V109H115ZM151 107V110L149 109ZM220 109H222L224 112H226V113H222L223 111L222 110H220ZM243 107V106H242ZM244 107H243V110H242V116H240V114H235L237 117H239V118H235L236 120H238L239 119V124L240 123H245V122H242L244 119H246L247 118V115L249 116L248 118L250 119V115H249V113L250 114H252V110H248L247 111V113L246 112H244V113H246V115H244L243 114V111H244ZM247 107L245 108V110H247ZM254 107V106H253ZM256 107H258L257 109H256ZM261 107H263L262 105H260V108ZM3 108V107H2ZM215 108H214V110H215ZM259 108V106L256 104L255 105V109H256V112L258 113V114H261L260 116H262V115H264V113H263V110H264V107L263 108H261L260 109ZM0 109H1V107H0ZM241 109V110H240ZM255 109H254V111H255ZM11 109H9V111H10ZM150 110V111H149ZM180 110V111H179ZM217 110H218V112H217ZM222 111V112H220V111ZM235 110V109H234ZM234 110H233V112H234ZM260 110H262L261 112L263 113H260L259 111ZM176 111H179V112H176ZM236 111H237V109H236ZM237 111V112H238ZM250 111V112H249ZM253 111V112H254ZM2 112V111H1ZM0 112V113H1ZM88 112V113H87ZM118 112V113H117ZM217 112V113H216ZM249 112V113H248ZM115 113L116 114H119V113H121V119L123 120V121H121L120 122V120H119V123H118V125L115 127V125H116V122H117V119L115 118V116H118V115H115ZM257 113H255L254 112V114L253 115H257L258 117H256L257 119L258 118H260V120L259 121H256V119L253 117V116H251V118L253 119H251V120H249V121H251V123L248 121V122H246L247 124H243L244 126H243V128L247 125L248 126V124H251L252 126H248L249 128H250V130L248 129V128H245V129H248L247 130V133H246V135H244L242 132L244 131V132H246V130L244 129V130H242V132H238L239 130H237L240 126H236V125H239V124H235V126L237 127L236 129L234 128L235 126L233 125V124H231V125H233V126H231L233 129H235V130H237L236 131V133H235V131L233 130L232 131V133L229 135L230 136V138H228V140H230L231 138H233V139H231L230 140V142H235V141H239V139H241V138H243V136H244V138L238 143L239 144V146H237V147H235V148H238L239 150H240V152H241V150L242 151H244V153H243V155L244 156H249L250 157V163L248 164V166H243V165H240V166H235L234 165V167H232V168H230V171H232V173H230V174H235V178L234 179H232V181H234V183H236V184H234V186L235 185H237V184H241V185H239V186H244V187H242L243 189L241 190V188H239L241 191H243V192H241L240 193V195L242 196H244V195H246V193H248L249 191H251L250 192V196H252L253 197V199H256V198H259V197H256V196H261L262 198H263V196L262 195H264V191L263 192H261L259 195H257V194H255V192L257 191H259L260 189H257V187H258V185H259V183L260 184H262L263 183V185H264V130H260L261 132H258L257 134H255V132H257L258 131V129L260 128V126L262 125V122H263V124H264V116H262L263 118H261V117H259V115L257 114ZM20 114H21V112H20ZM86 114H88L87 116H86ZM114 114V115H113ZM125 114V116H126V118H125V116H123V115ZM190 114V113H189ZM205 114V115H206ZM218 114V115H217ZM225 114V115H224ZM114 117H113V116ZM217 115V117H215ZM222 115H224L223 117H222ZM243 115H244V117H246V118H244L243 117ZM17 116V117H16ZM202 116H203V114H202ZM16 117V118H15ZM94 117V116H93ZM111 117V118H110ZM125 119H124V118ZM204 117V116H203ZM223 119H222V118ZM233 117H235V116H233ZM240 117L242 118L241 120H240ZM89 118V117H88ZM113 118H115V119H113ZM117 118H119V116L117 117ZM119 118V119H120ZM180 118H183V117H180ZM15 119V120H14ZM112 119V120H111ZM186 119V118H185ZM234 119V120H235ZM89 119H87V121H88ZM181 120V119H180ZM184 120V119H183ZM220 120V122H222ZM18 121V120H17ZM182 121V120H181ZM180 121V122H181ZM196 121V122H197ZM225 121H226V119H225ZM227 121H226V128L223 130V129H221L220 130V128L218 129V127H220V126H218V127H216L218 130L217 131H215V132H218L217 134L216 133H214L213 135H215L214 137H215V142H220V145H222L223 146V144L226 142L224 139V142L222 143L221 141H219L218 139H220V138H218V139H216L217 137H222V135L223 134H225V133H227L228 131L227 130H229V129H227V128H229L230 127V125H229V123L227 124ZM246 121V120H245ZM253 121H255V123L253 122ZM85 122V121H84ZM183 122V121H182ZM181 122V123H182ZM213 122H212V124H213ZM224 122V121H223ZM253 122V123H252ZM79 123H81V124H79ZM184 123V122H183ZM182 123V124H183ZM28 124V123H27ZM89 124V123H88ZM120 124V125H119ZM134 124V126H133V129H130L131 127H132V125ZM178 124H177V127H178ZM181 124V125H182ZM185 124V123H184ZM187 124H188V122H187ZM203 124H201L200 126H202ZM242 124H240V125H242ZM254 124V125H253ZM80 125V126H79ZM92 125V124H91ZM208 125L205 127V128H207L208 127ZM215 125H213L214 127H212V130L214 131L215 129H213V128H215ZM227 125H229V126H227ZM27 126H29V125H27ZM27 126H26V128H27ZM184 126V125H183ZM186 126H188V125H186ZM189 126H191V125H189ZM199 126V127H200ZM204 126L202 127L203 128V131L206 133V132H209L210 133V131H212V130H209L208 128H207V130L206 129H204ZM263 126V125H262ZM58 127V126H57ZM83 127H81L79 130H84L83 129ZM185 127V126H184ZM184 127H182L183 129H184ZM198 127V128H199ZM222 127H223V125H222ZM224 127H225V125H224ZM26 128H24V130L26 129ZM32 128V129H33ZM89 129H90V125H89V127H88ZM186 128V127H185ZM195 128V127H194ZM202 128H200V132H203V131H201L202 130ZM232 128H230L231 130H232ZM242 128V127H241ZM241 128H239L240 130H241ZM60 129V128H59ZM85 129V130H86ZM180 129V132H181V128H179ZM182 129V130H183ZM261 129V128H260ZM263 129V128H262ZM84 130V131H85ZM190 130H192V131H190V133H193L194 131V133L196 134V136H195V134L193 133V135L191 134H187V131H186V135H190L191 137L192 136H195V138L198 136L197 135V133L199 134V136L198 137H203L202 136V133L200 134V132L198 131L197 132V128H195L194 130H193V128H190ZM227 132H226V131ZM86 131H88V130H86ZM114 131H115V129H114ZM129 131V132H130ZM185 131V130H184ZM183 131V132H184ZM189 131V130H188ZM230 131V130H229ZM59 132V131H58ZM117 132V133H118ZM139 132V133H138ZM179 132V131H178ZM223 132H225V133H223ZM231 132V131H230ZM230 132H228L227 134H229ZM15 133V132H14ZM72 133H74V132H72ZM89 133V132H88ZM122 133V132H121ZM132 133V132H131ZM171 133V134H170ZM189 133V132H188ZM242 133V134H241ZM91 134V133H90ZM118 134H120V133H118ZM181 133H179V135H180ZM204 134V133H203ZM207 134V133H206ZM205 134V135H206ZM239 134V135H238ZM207 135H209V134H207ZM212 135V134H211ZM220 135V136H219ZM241 135V136H240ZM94 136V137H93ZM96 136V137H95ZM105 136V137H104ZM114 136V137H113ZM124 136H125V133H124ZM130 136L129 137H126V138H130ZM184 136V135H183ZM226 136V135H225ZM228 136V135H227ZM226 136V137H227ZM108 137V136H107ZM120 137H121V134H120V136L119 137H117V139H119V141H120ZM122 137H123V135H122ZM187 137V136H186ZM209 137V136H208ZM213 137V138H214ZM239 137V139L237 140V138ZM241 137V138H240ZM7 138V137H6ZM125 138V137H124ZM125 138V139H126ZM132 138H130L131 139V141H132ZM183 139H185V136L184 137H182ZM193 138V137H192ZM192 138H190L189 137V139L191 140ZM195 138H194V141H193V139L191 140V141H187L186 139V141H187V143L186 142H184L183 141V139H182V142L184 143L183 145H182V143H177L178 141H180V140H178L179 139V136L177 137V138H174V141L175 140H177V142H174L173 140H172V143L174 142V146L176 147V148H178L177 146H179V144H181L180 146H183L182 148H178V150H180V152L182 151V149L183 148H185V150H184V153L182 152L181 154H183L182 155V159H183V157L186 155V154H188V153H190V152H192V151H195V150H192L195 146H197V145H199L201 142L203 143V144H205V142H204V140H203V138H206V136L205 137H203L202 139H201V141H199V140H196V142H195ZM210 138H212V137H210ZM222 138H224V136L222 137ZM235 138V139H234ZM125 139H123V140H125ZM170 139V140H169ZM197 139H200V138H197ZM227 139V138H226ZM122 140V139H121ZM206 140V139H205ZM208 140V139H207ZM206 140V141H207ZM209 140H212V139H209ZM217 140V141H216ZM222 140V139H221ZM234 140V141H233ZM118 141V140H117ZM128 141L129 140H126V142H127V144L126 145H128V144H130V142L128 143ZM136 141H137V139H136ZM193 141V142H192ZM10 142V141H9ZM115 142H116V139H115ZM114 142V143H115ZM122 142V141H121ZM162 142V141H161ZM165 142V143H164ZM228 142V141H227ZM236 142V143H237ZM88 143V144H89ZM95 143V144H94ZM117 144H118V142H116ZM169 143H171V142H169ZM175 143H176V145H175ZM201 143V145L203 146V144ZM209 143H210V141H209ZM212 143H213V141H212ZM235 143V144H236ZM88 144H87V146H88ZM110 144H112V145H114V146H116L115 144H113V143H111L110 142ZM121 144V143H120ZM119 144V145H120ZM133 144H135V143H133ZM211 144V143H210ZM210 144L209 145H207L206 147L207 148H209V146H210ZM213 144H215V143H213ZM212 144V145H213ZM234 144V145H235ZM245 144V145H244ZM98 145V146H97ZM165 145H167V144H165ZM165 145H163V147L165 146ZM170 145V144H169ZM212 145H211V147H212ZM233 145V146H234ZM242 145H244V149H240V148H242L243 146ZM11 146V145H10ZM86 146V147H87ZM106 146H104L103 148H102V146H101V148L102 149H104V150H108V149H105V148H108V147H110V146H108V147H106ZM121 146H125V142H124V145H123V142H122V145H120L119 147H117L116 149H115V151H117V154H109L112 150V148L111 149H109V152L107 153V154H109V156H108V159H109V157H110V161H113L112 163H110L109 161H107V159H106V161L107 162H109V164H111L110 166H108V167H110V168H112L113 166H112V164L115 162V160H116V158H117V156H118V158L117 159H119L120 158V156H119V154H118V152H120V147ZM129 146H131V145H129ZM170 146H172V144L170 145ZM202 146H200L199 145V148L200 147H202ZM214 146H217V148H218V146H219V144H215ZM228 146H230V144L228 145ZM85 147V149L84 150H88V148H86ZM111 147H113V146H111ZM134 147H136V145H134ZM166 147H168V148H171V151H173L172 150V148H173V146L172 147H169L168 145L166 146ZM224 148H226L225 146H223ZM223 147H220V148H216V147H213L212 149H215L216 148V150H213L214 151V155H218V154H216V153H219L218 151L220 150H222L223 149ZM230 147H232V146H230ZM79 148H81V146L79 147ZM78 148V149H79ZM93 148V149H94ZM101 148H98V149H101ZM122 148V147H121ZM130 148V147H129ZM133 148V147H132ZM132 148H131V150H132ZM143 148H141V151H140V153L142 152H144V155H145V151H143L142 149ZM207 148H205L206 150H207ZM235 148H232L231 150L233 151V149L234 150H236V152L238 151L239 152V150H237V149H235ZM82 149V150H83ZM118 149H119V151H118ZM154 150V151H157V150ZM166 149V148H165ZM164 148H163V151L165 150ZM194 149H196V148H194ZM198 149V148H197ZM204 149V150H205ZM10 150H11V148H10ZM9 150V151H10ZM15 150V149H14ZM97 150V149H96ZM103 150V151H104ZM111 150V151H110ZM124 150L126 151V153L128 154V153H130L128 156L130 157V160L131 159H135V160H137V158H136V156L138 155L139 156V154H134V153H136V151L134 152V150L135 149H133V153H131V152H127V150L124 148ZM137 150V149H136ZM152 150H153V148H152ZM168 150H170V149H168ZM202 150V149H201ZM203 150V151H204ZM205 150V151H206ZM2 150H1V148H0V165H4V164H6V162H7V160H8V157H9V155L7 154V153H4V152H1ZM95 151V150H94ZM102 151V150H101ZM101 151H99L98 150V154H97V157H98V155H99V153H101ZM114 151V150H113ZM113 151H112V153H113ZM123 151V149L121 150V153L122 154H120L121 155V158L125 155H123V153L124 152H122ZM160 151V150H159ZM159 151H158V154H160L159 153ZM167 151V150H166ZM165 151V152H166ZM197 151V150H196ZM227 151V150H226ZM7 152V151H6ZM11 152H12V150H11ZM10 152V153H11ZM60 152V151H59ZM153 152V151H152ZM162 152V151H161ZM170 151H168V152H166L164 155H163V157H162V153H161V156L159 157V155H158V158H157V156H154L153 157V159L155 158V161L154 160H150V159H148L145 163H146V165L147 166H149V170H148V173H146L145 172V169H144V171L143 172H145V173H141V174H146V175H144L143 177H142V179L140 180V182H139V180H138V182H135V183H137L138 185V187L136 186L135 188H140L141 187V191H139V193L137 194V195H135V193H134V195H133V191L131 192V197L128 199L127 198V194H128V187H129V185H128V187H127V183H128V181H127V183H125V182H121L122 180L124 181H126V179H129V181L130 182H132L130 179L132 178V180L134 179V176L132 177V175H131V177L130 178H128L129 176H126L125 178L126 179H124V178H122V177H120L119 175H117L118 176V178L121 180H119V182L121 183V185L122 184H124V185H126L125 187H127V188H121L120 190H122V191H119V193L121 194V192H123L125 189L127 190V191H124L125 192V194L123 195V196H118V195H116V197L118 196L119 198H121V200H125L124 202L125 203H123V205H124V207H127L128 205H133L134 204V202H135V200H136V198H141V197H144L146 194H150L151 192H152V194H153V192L156 190V189H158V188H160L161 187V185H163V184H167V185H169V187H170V189L172 190V193H170L169 194V196L168 197H170V198H172V199H174V197L177 195V193H179V192H186V189L188 190V187H190V182L192 181V182H194L193 180H191L190 181V179L188 180V179H186L187 177H188V175L189 174H191V172H190V168H194L195 166H193V167H189L188 168V166H190V165H188V162H184V163H182V161H184V159H185V157H184V159L183 160H180L179 159V161H181V163H179V164H186L184 167H183V165H179V164H177V163H174V164H177V165H179L180 167L182 166V168H184V169H182V170H177L176 172H182L181 174H182V176H183V174H184V170H185V168H187L188 170H189V173H187L188 175L186 176V177H182V176H180L181 174L178 172V173H175V171L174 172H172V173H174L173 175L171 174V171L172 170H174V167H176L177 169H178V166L176 165V166H174V164L172 165V166H170L171 164H170V161L171 160H169L170 159V157L172 156V157H174L173 155H171V154H173V152L170 154L169 153ZM174 152H176V151H174ZM209 152H210V150H209ZM208 152V153H209ZM212 152V151H211ZM223 152H225V151H223ZM223 152H221V153H223ZM229 152H230V149L228 150V154L226 155V154H224L223 153V155H226L225 157H223L222 159H221V157H220V159L222 160H220L219 158V160L221 161V165H222V167H224V169H226L227 167H231L232 165H231V163H230V158H233V154H232V156H231V152H230V154H229ZM235 152V153H236ZM9 153V152H8ZM13 153V152H12ZM11 153V154H12ZM86 153H87V151H86ZM89 153V152H88ZM105 153V152H104ZM137 153H139V152H137ZM141 153V154H142ZM146 153H148V152H146ZM150 153V152H149ZM167 153H168V155H167ZM177 154L179 153V152H176ZM193 153V152H192ZM204 153V152H203ZM206 153V152H205ZM213 153V152H212ZM227 153V152H226ZM83 154H85V151H84V153ZM90 154V153H89ZM88 154V155H89ZM96 154H94L95 155V157H96ZM126 154V155H127ZM140 154V156H141V158H142V155ZM152 153H150L149 155H151ZM171 156H170V155ZM176 154V155H177ZM191 154V153H190ZM236 154H238V153H236ZM55 155V154H54ZM87 154H86V156H88ZM93 155V154H92ZM101 155H104L103 153L102 154H100V157H101ZM111 155H112V157H113V155L115 156V155H117L113 160H111ZM175 155V154H174ZM206 155H207V153H206ZM209 155V154H208ZM168 156H170V157H168ZM213 156V155H212ZM221 156H222V154H221ZM229 156H231V157H229ZM234 156H235V154H234ZM241 156V155H240ZM94 157V158H95ZM100 157L99 158H97V159H99V160H101L100 159ZM103 157V156H102ZM101 157V158H102ZM125 157H127V156H125ZM144 157H147V156H144ZM144 157H143V159H144ZM189 156H187V158H188ZM196 157V156H195ZM215 157V156H214ZM214 157H212V159H211V157L210 156H208V158L207 159H205V161H207L208 163V165L206 164L205 165V167L206 168H209V167H211V160L213 161V159H214ZM219 157V156H218ZM81 158V160H80V162L81 163H83V165H88L89 163H90V160H88L89 158H90V155H89V158H86L85 156H82V157H80ZM93 158V157H92ZM176 158V157H175ZM178 158V157H177ZM203 158H205L204 156H203ZM216 158V157H215ZM238 158V157H237ZM79 159V158H78ZM104 159H105V157H104ZM127 158H125V160H126ZM138 159H140V158H138ZM191 159V158H190ZM189 158L188 159H185V160H187V161H189L190 160ZM217 159V158H216ZM217 159V160H218ZM234 159V158H233ZM93 160V159H92ZM95 160V159H94ZM129 160V159H128ZM135 160H132V161H135ZM142 160V159H141ZM191 160H193V158L191 159ZM190 160V163L192 162L193 163V161H191ZM201 160H202V158H201ZM201 160H199V161H201ZM235 160V159H234ZM78 161V160H77ZM98 161V160H97ZM119 161V163H121V160H118ZM140 161V160H139ZM138 160H137V162H139ZM167 161H169V166H166V162ZM199 161H197V163H195L194 165H196L197 164V167L196 168H194V171L198 168V163H201V162H199ZM203 161V160H202ZM209 161H210V163H209ZM245 161V160H244ZM80 162H78V163H76V165H71L72 167L73 166H77ZM88 162V163H87ZM106 162V163H107ZM136 162V163H137ZM141 162V161H140ZM139 162V163H140ZM213 162H216V160L215 161H213ZM246 162V161H245ZM94 163V162H93ZM92 163V164H93ZM96 163V162H95ZM100 165H102L100 162H98ZM97 163V165H99ZM106 163H104L103 162V165L105 166V164ZM118 163V164H119ZM129 163H131V165H129L128 164V162H127V164L130 166V168H131V166L133 165L132 164V162H130L129 161ZM134 163V166H137V165H135V162H133ZM216 163H218V162H216ZM236 163H238V162H236ZM73 164V163H72ZM75 164V163H74ZM91 164V165H92ZM117 163H114V165H116ZM123 164H124V162H123ZM138 164V163H137ZM141 164V163H140ZM143 165H145L144 163H142ZM141 164V165H142ZM219 164V163H218ZM218 164H213V166H212V168L214 167V165H217L218 166ZM247 164H245V165H247ZM82 165V164H81ZM82 165V166H83ZM86 165V166H87ZM97 165H94V167L92 168V166L91 167H89V169L91 168L92 170L95 168V166H97ZM102 165V166H103ZM142 165V166H143ZM146 165L144 166V168H147L146 167ZM158 165H160V166H162L163 168L164 167H173L172 169L171 168H169L170 170H168L169 172L167 173L168 175H165V174H163V172L165 173V171L168 169H164L163 170V172H162V170H160L159 168L157 169L156 167L158 166ZM168 165V164H167ZM63 166V165H62ZM70 166V167H71ZM85 166V167H86ZM102 166L101 167H99L98 169L100 170V173H103L102 171L104 170H102ZM118 166V165H117ZM125 166H127L126 164L124 165V167ZM160 166H158V167H160ZM203 166V165H202ZM69 167V166H68ZM79 167V166H78ZM115 167L116 166H114V168H112L113 169V171H114V169H115ZM123 167V166H122ZM122 167H120L121 169H118V170H122V171H124V176H125V172H127L128 170H129V172H131L132 171V169H135L133 166H132V169H130L129 167H128V170H126V169H124V168H122ZM139 167H141L139 164H138V166L136 167V169L135 170H137V168H138V170H140L139 169ZM161 167V168H162ZM204 167V168H205ZM216 167V166H215ZM2 168L3 167H0V173H2ZM110 168H108V169H110ZM143 168V167H142ZM162 168V169H163ZM68 169V168H67ZM75 170H76V168H74ZM80 169V168H79ZM81 169H84V168H82L81 167ZM88 169V171H90ZM111 169V170H112ZM186 169V170H187ZM209 169H211V168H209ZM228 169V168H227ZM46 170V169H45ZM73 170V169H72ZM85 170H87V168L85 169ZM91 170V171H92ZM102 170V171H101ZM111 170H109L110 172H111ZM117 170V171H118ZM134 170V171H135ZM187 170V171H188ZM207 170L208 169H206V173H207ZM223 170V169H222ZM222 170H220L221 171V173H222ZM79 171V170H78ZM82 171V170H81ZM84 171V170H83ZM95 171H98V170H95ZM134 171H132V174H134L135 175V173H133ZM193 171V170H192ZM225 171V170H224ZM223 171V172H224ZM234 171V172H233ZM43 172V171H42ZM46 172V171H45ZM44 172V173H45ZM71 172H73V171H71ZM76 172V171H75ZM85 172H87V171H85ZM129 172L128 173H126V174H128V175H130L129 174ZM198 172V171H197ZM199 172H202L201 170L199 171ZM210 172V171H209ZM208 172V173H209ZM219 172V171H218ZM228 172V171H227ZM35 173V172H34ZM43 173V174H44ZM99 173V174H100ZM116 173V172H115ZM121 173H123V172H121ZM121 173H119V174H121ZM194 173V172H193ZM205 173V174H206ZM208 173L206 174V176L208 175ZM226 173V172H225ZM70 174V173H69ZM82 174H84V172L83 173H81V175ZM87 174H88V172H87ZM92 174V173H91ZM98 174V173H97ZM98 174V176H96V178L97 177H99L100 175H101V179L103 178V176H105V175H109L110 173H108V174H105V175H103L102 176V174H100L99 175ZM136 174H138V173H136ZM178 174H179V177H178ZM196 174V173H195ZM217 174H220V173H216V175ZM223 174V173H222ZM227 174V173H226ZM229 174V175H230ZM73 175V174H72ZM85 175H86V173H85ZM89 175H90V173H89ZM88 175V176H89ZM121 175H123V174H121ZM185 175V174H184ZM193 175V174H192ZM191 175V176H192ZM198 175V174H197ZM200 175V174H199ZM214 175H215V172H214ZM213 175V173H212V176L213 177H211V178H214L215 176ZM224 175V174H223ZM40 176V175H39ZM42 176H44V175H42ZM69 176V175H68ZM111 176V175H110ZM110 176H106V177H110ZM123 176V177H124ZM141 176V175H140ZM195 177H196V175H194ZM206 176H205V178H206ZM208 176H211V174L210 175H208ZM227 175H225V177H226ZM231 176V175H230ZM232 176H234V175H232ZM86 177V176H85ZM115 177H116V175H115ZM135 177H137V176H135ZM198 177V176H197ZM202 176H200V177H198V178H201ZM217 177V176H216ZM221 177H222V175H221ZM228 177V179L227 180H229V176H227ZM226 177V178H227ZM39 178V177H38ZM70 178V177H69ZM74 178H76V177H74ZM89 178L91 179L92 177H90L89 176ZM108 178H106V179H108ZM114 178V177H113ZM138 178V177H137ZM136 178V179H137ZM140 178V177H139ZM176 180H175V179ZM204 178V177H203ZM210 178V177H209ZM210 178V179H211ZM219 178V177H218ZM217 178V179H218ZM232 178V177H231ZM230 178V179H231ZM39 179H42V177H40ZM68 179V178H67ZM87 179V178H86ZM85 179V180H86ZM99 179V178H98ZM97 179V180H98ZM101 179H100V182H101ZM105 179V180H106ZM110 179V178H109ZM136 179H134L135 181H137ZM172 179V180H171ZM187 180V182H184V180ZM194 179V178H193ZM209 179V180H210ZM217 179H215L216 180V182L214 183V181L211 183V185L212 186H210L209 187V189L208 190H206V188H204L203 187V189L205 190V192L203 193V195L201 194V193H199L201 196L199 197L200 198V200L199 201H197V202H195V200H192V198L191 197H189V198H187L188 200H185L183 203L184 204H186L185 206H183L182 208H180L179 210L178 209H176L175 210V212H176V215H178V218L180 219V218H186V216H188L187 217V219H189L190 218V220L192 221V217H195V216H197L198 215V213H200V209L202 208H200V206H202V204L205 202L206 203V200L208 201V199H211L213 196H214V193H216V192H214L215 191V189L217 188L218 189V184L221 182V180L222 179H224V178H219L218 180ZM36 180H38V179H36ZM71 180V179H70ZM79 180V179H78ZM84 180V179H83ZM105 180H104V178L102 179V181L103 182H105ZM118 180V179H117ZM175 181L174 183H172V181ZM198 180V179H197ZM195 181V182H198V184L197 185H200V187H202L201 186V184L199 183V180L198 181ZM203 180H205V179H203ZM203 180L202 179H200V182L201 183H204L203 182ZM208 179L206 178V180L205 181H207ZM209 180H208V182H209ZM210 180V181H211ZM227 180H226V183L225 184H227V185H229V183H227ZM76 181V180H75ZM96 181V180H95ZM107 181V180H106ZM115 181V180H114ZM188 181H190V182H188ZM230 181V180H229ZM67 182H69V181H67ZM71 182H72V180H71ZM70 182V183H71ZM99 182V181H98ZM98 182H95L96 184H98ZM109 182H110V180H109ZM116 182V181H115ZM119 182H117L116 184H118ZM129 182V183H130ZM195 182H194V184H195ZM223 182V181H222ZM231 182V181H230ZM38 183H40V180H38ZM38 183H37V185H38ZM43 183V182H42ZM69 183V184H70ZM81 183H82V181H81ZM113 183V182H112ZM128 183V184H129ZM134 183V184H135ZM210 183V182H209ZM35 184H36V182H35ZM34 184V185H35ZM72 184V183H71ZM91 184H92V182H91ZM99 184H101V183H99ZM109 184V183H108ZM114 184V183H113ZM116 184H114V185H116ZM130 184H132V183H130ZM207 184V183H206ZM225 184H223L222 186H224ZM39 185H41V183L39 184ZM112 185V184H111ZM121 185H119L118 184V189H119V186L121 187ZM136 185V184H135ZM134 185V186H135ZM193 185V184H192ZM191 185V186H192ZM209 185V184H208ZM220 185V184H219ZM67 186V185H66ZM98 186V185H97ZM101 186V185H100ZM103 186V185H102ZM109 186V185H108ZM142 186H143V188H142ZM195 186V185H194ZM238 186V187H239ZM262 186V185H261ZM31 187H33V184H32V186ZM91 187V186H90ZM112 187H114V186H112ZM123 187V186H122ZM130 187H132V186H130ZM158 187V188H157ZM169 187H167L166 186V189H168ZM198 187V186H197ZM219 187H221V186H219ZM236 187V186H235ZM262 187H264V186H262ZM33 188H36L35 186L33 187ZM104 188V187H103ZM102 188V189H103ZM134 188V189H135ZM163 188V187H162ZM162 188H160L159 190H161ZM165 188V187H164ZM164 188H163V190H164ZM199 188V187H198ZM32 189V188H31ZM98 189H100L99 187H98ZM108 189V188H107ZM110 189H111V187H110ZM131 189V188H130ZM137 189V190H138ZM165 189V190H166ZM190 189V188H189ZM30 190V189H29ZM94 190V189H93ZM191 190V189H190ZM193 190V189H192ZM201 191H202V189H200ZM203 190V191H204ZM239 190V191H240ZM252 190H254L253 192H252ZM263 189H261L260 191H262ZM31 191V190H30ZM105 191H106V189H105ZM117 191V185H116V188H115V194L116 193H118V192H116ZM157 191V190H156ZM162 191V190H161ZM160 191V192H161ZM168 191L170 192V190L168 189ZM200 191V192H201ZM217 191V190H216ZM238 191V192H239ZM86 192V191H85ZM99 192V191H98ZM101 192V191H100ZM103 192V191H102ZM110 192V191H109ZM108 192V193H109ZM159 192V193H160ZM166 192V191H165ZM168 192V193H169ZM188 192V191H187ZM186 192V193H187ZM190 192V191H189ZM195 192V191H194ZM63 193V192H62ZM87 193V192H86ZM90 193V192H89ZM91 193H92V190H91ZM156 193V192H155ZM162 193H164V191L162 192ZM191 193H193V191L191 192ZM191 193H187V194H191ZM29 194V193H28ZM28 194H26V193H24L23 194V196H22V199H21V202L22 201H24L25 203H27L26 201L28 200L29 201V199H31V197L33 196L32 195V192H31V194L30 195H28ZM64 194V193H63ZM67 194V193H66ZM79 194V193H78ZM101 194V193H100ZM99 194V195H100ZM103 194V193H102ZM113 194V193H112ZM123 194V193H122ZM121 194V195H122ZM129 194H130V192H129ZM28 195V196H27ZM32 195V196H31ZM61 195V194H60ZM110 195H111V193H110ZM236 195L238 196V193H236ZM235 195V196H236ZM238 196L237 198L239 199V197H241V196ZM35 196V195H34ZM64 196V195H63ZM103 196V195H102ZM115 196V195H114ZM160 196H163V195H160ZM189 196V195H188ZM191 196V195H190ZM250 196H248V198L250 197ZM3 197V196H2ZM117 197V198H118ZM59 198V197H58ZM112 198V197H111ZM114 198V197H113ZM118 198V199H119ZM198 198V199H199ZM236 198V199H237ZM247 198V197H246ZM261 198V199H262ZM60 199V198H59ZM63 199V198H62ZM109 199V198H108ZM115 199V198H114ZM114 199H113V201H114ZM235 199V200H236ZM243 199V198H242ZM242 199L240 198L239 199V201L241 200L242 201ZM252 199V198H251ZM251 199H250V201H251ZM264 199V198H263ZM31 200H33V197H32V199ZM67 200V199H66ZM65 200V201H66ZM73 200V199H72ZM112 200V199H111ZM116 200V199H115ZM244 200V199H243ZM260 200V199H259ZM258 200V201H259ZM36 201V200H35ZM109 201H110V199H109ZM112 201V202H113ZM215 201V200H214ZM240 201V202H241ZM248 201V200H247ZM249 201V202H250ZM20 202V201H19ZM23 202V203H24ZM59 202H61V201H59ZM236 202H237V200H236ZM240 202H238V203H240ZM243 202V201H242ZM255 202V201H254ZM23 203H22V205H23ZM108 203V202H107ZM107 203H106V205H107ZM115 203V202H114ZM118 203V202H117ZM182 203V204H183ZM204 203V204H205ZM256 203V202H255ZM21 204V203H20ZM29 204V203H28ZM67 204V203H66ZM109 204H110V202H109ZM236 204V203H235ZM241 204V203H240ZM251 204H252V202H251ZM57 205V204H56ZM70 205V204H69ZM119 205V204H118ZM180 205V204H179ZM27 206V205H26ZM235 206V205H234ZM22 207H24V206H22ZM22 207L20 208V209H18L19 211L18 212H15L13 215H10L11 216V218L10 219H8V221L10 222V226H11V223L13 224V223H15L16 221H17V219L19 218L18 217V214H19V212H21V211H24V209L25 208H23V210H22ZM53 207V206H52ZM56 207V206H55ZM71 207V206H70ZM117 207V206H116ZM104 208V207H103ZM118 208V207H117ZM57 209V208H56ZM59 209V208H58ZM105 209H106V207H105ZM104 210V209H103ZM110 210V209H109ZM56 211V210H55ZM107 211V210H106ZM104 212V211H103ZM109 212V211H108ZM117 212V211H116ZM23 213V212H22ZM22 213L21 214H19V216L20 217H22L21 215H22ZM25 213V212H24ZM54 213H56V212H54ZM53 213V214H54ZM107 213V212H106ZM110 213V212H109ZM43 214V213H42ZM52 214V215H53ZM104 214V213H103ZM112 214V213H111ZM236 214V213H235ZM238 214V213H237ZM107 215H109V214H107ZM113 215V214H112ZM114 216V215H113ZM49 217V216H48ZM110 217L111 216H109V218L107 217V218H105V220H107V219H110ZM116 217V216H115ZM114 217V218H115ZM50 218V217H49ZM113 219V218H112ZM111 219V220H112ZM116 219V218H115ZM19 220V219H18ZM114 220V219H113ZM169 220V219H168ZM182 220H184V219H182ZM189 220V221H190ZM62 221V220H61ZM186 221H188V220H186ZM18 222V221H17ZM111 222V221H110ZM6 223V222H5ZM38 224H39V222H37ZM188 223L190 224V222H187V225H188ZM16 224V223H15ZM14 224V225H15ZM37 224V225H38ZM185 224H186V222H185ZM8 225H9V223H8ZM42 225V224H41ZM61 225V224H60ZM3 226V225H2ZM9 226V227H10ZM35 226V225H34ZM43 226V225H42ZM58 226V225H57ZM182 226V225H181ZM6 227V230L5 231H7V223L5 224V226L3 227V229ZM31 227V226H30ZM37 227V226H36ZM39 227V226H38ZM53 227V226H52ZM98 227H100V226H98ZM98 227H96V229L98 228ZM180 227V226H179ZM188 227V226H187ZM186 226H185V228H187ZM11 228V227H10ZM32 228V227H31ZM1 230V236L2 235H4L5 233H4V230ZM33 229V228H32ZM35 229V228H34ZM37 230L39 231L40 230V227H39V229L37 228ZM37 230H35V231H37ZM45 230V229H44ZM54 230V229H53ZM98 230V229H97ZM182 230V229H181ZM180 230V231H181ZM34 230L32 231L33 232V234L34 235H36V232H35ZM94 231H96V230H94ZM183 231H184V229H183ZM31 232V233H32ZM182 232V231H181ZM27 233V232H26ZM31 233L29 234V235H31ZM50 234V233H49ZM33 235V237L32 236H29V240L28 239H26V240H28L27 241V243H25V246H26V244H28V243H30V242H33L34 241V239L36 238L35 236ZM38 235V234H37ZM91 238H92V236H91ZM107 249L109 248V247H106ZM105 248V249H106ZM113 251V250H112ZM239 251V250H238ZM175 259H176V257H175ZM179 259V258H178ZM34 261V260H33ZM177 262V261H176ZM180 262H182V261H180ZM119 263H121V262H119ZM183 263V262H182ZM179 264H181V263H179Z\"/></svg>",
  "mask_w": 264,
  "mask_h": 264
}]
</instances>
